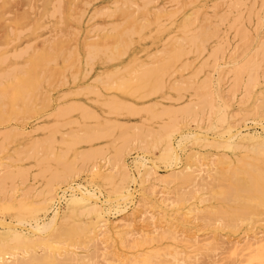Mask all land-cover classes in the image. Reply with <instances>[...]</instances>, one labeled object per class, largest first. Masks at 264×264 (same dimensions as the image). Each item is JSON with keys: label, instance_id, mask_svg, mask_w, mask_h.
I'll use <instances>...</instances> for the list:
<instances>
[{"label": "rangeland", "instance_id": "obj_1", "mask_svg": "<svg viewBox=\"0 0 264 264\" xmlns=\"http://www.w3.org/2000/svg\"><path fill=\"white\" fill-rule=\"evenodd\" d=\"M5 1L6 0H0V50L2 51V52L1 51L0 52L3 55L6 53L4 56L5 58L3 57L2 54L0 55V57H2V59L0 58L1 62H4V63H0V69L1 70H2V68L4 69V70H2V72L0 70V89H1L0 92L2 94L3 93L7 94V95H3V97L6 96V98H8V100H6L5 97L0 98V108H1L0 109V111H1L0 112L1 113L0 114V118H1L0 119V121H1L0 122V133H1L0 134V177L2 180V183L0 182L1 183V187H0V222L17 223L18 221H20L19 218L17 219V217H16V210L13 208V206L21 204V202H22L26 205L27 210H26V212H24L25 216L23 218H21V222L24 221V224L18 225V229L23 230L22 232L24 233V235L32 236L33 233L30 231L29 223H33V218L36 217V219L38 220L39 223L46 222V221H48L49 217L53 214V212L55 210H58V212L62 218L64 216L68 206L70 205L69 202H70L71 196L74 195L76 197H79V196H81V194H80L81 190L85 191V189H88L89 191L94 192L98 196L97 197L98 198L97 204L102 209L101 217H97V215H95V214H88L89 215V217H88V215L84 212L85 214L82 213V214L78 215L79 217L78 216L76 217L78 221L76 220V218L74 221L72 220V223H74V222H75V224L80 223V224H76V225H79L81 228V229L79 228L78 231L83 230L82 231L83 233H81V232H80V234L77 233L78 237L76 238V241H74L75 242L74 246H70V247H72V248L74 247V248L73 249L70 248V250H69V251L74 252L75 248L77 249V247L79 246L78 247L79 250L77 249L74 252L75 254H77L79 252L77 255L78 258H81V257H79L80 254L83 257V256H85L86 253H89V254H86V256H85L86 258L83 259L84 262L86 260H89V261L91 260V262H92V261L96 260V258L100 262H104V259L111 261L112 258H114V259L119 258L122 261V264H129V262L127 260L133 254L135 255L136 252L138 253V251H139V253L148 251L151 253L153 252L155 254H158L159 258L161 257V258L166 259V260L169 259L170 261H175L177 264H239V263L240 264H250L248 261L245 260V257L240 255L242 253H238V255H239L238 256L237 252H234V251L232 252L231 243H233V242L235 243V241L237 239L238 241H236V242L242 244L244 238H248V240H250V239L252 240V238H259V239L263 238L264 239V221H255L256 223L255 222H253V223L239 222L237 224L238 226L236 225L237 227L236 226H233V227L230 226V228H228L229 226H226L228 223L225 222L224 220L220 221V220H217L215 216L207 215L206 209L207 208L209 209V207L211 208V207L216 206V201L213 200L212 198L208 197L209 194L207 193L208 192L207 189L205 190L206 187L201 186V183L199 185V182H204L207 178L205 175H206V171H207V166L209 164L208 156L210 157V155H212L210 158L215 159V160H218V159L223 158V157H227L229 161H234V160H236L237 157H241L244 154L245 147H249L253 144V141H249V139H248L247 141L244 142L245 146L243 145L244 146L243 149H242V146L240 148L238 147V148H231L230 149L229 147L227 148V147L222 146V145L217 146L215 144L211 145V144L207 143V141L211 142L213 140L212 138H215V137L219 138V139L223 138V137H227L228 132H223V130H225V128L227 127L228 124L230 126L232 125V132L240 130L241 134H247V135L254 136V140H257L254 143L258 142V140L264 141V130L261 128V126L264 125V112H263L264 111V102H261L262 99L264 98V96H263L264 95V82H263L264 81V78H263L264 77V69H263L264 68V64H263L264 62H263V60H259V59H262V55L264 54V50H261L262 47L264 46V40H263L264 39V0H257V2H256V0H254V1L253 0H225V1L224 0H195V1L194 0H191V1L190 0H151V1L150 0H130V1L129 0H55V1L54 0H50V1L49 0H43V1L39 0L40 2L38 0H14V1L11 0L13 3L10 2V0L9 1L7 0L8 3ZM32 1H35V2H32ZM53 1H54V5H52ZM56 1H57V3H55ZM58 1H60V2H58ZM188 1L190 2V4ZM233 1H234V3H233ZM4 2L7 3L8 6ZM36 2H38V3H36ZM183 2L185 4V6H183L184 5ZM192 3H194V4H192ZM218 3H220V4L218 5ZM228 3H229V6H227ZM230 3L232 5H230ZM54 6H55V8L53 9ZM58 6L59 7L63 6V7L59 9ZM125 6L127 7V9L125 8ZM207 6L208 7L211 6V8L214 6L213 7L214 9L213 8L211 9L210 7L208 9ZM217 6H219V7H217ZM231 6H232V8H231ZM233 6H237V9ZM254 6H255V9L253 8ZM2 7H4V8H2ZM40 7H41V9H40ZM56 7H58V8H56ZM140 7H142V8L140 9ZM245 7H246V10L248 12L245 10ZM30 8L32 10H30ZM79 8H80V10H79ZM197 8H199V9H197ZM233 8H235L236 11ZM238 8H239V10H238ZM257 8H258V10H256ZM21 9L23 12H21ZM115 9H117V10H115ZM222 9H223V12H225L224 16L222 15L224 13L220 12V11H222ZM60 10H61V12H60ZM112 10H114V11H112ZM58 11H59V14L60 15L62 14L63 16H59V14H57ZM99 11H102V12H99ZM110 11H112V12H110ZM130 11L131 12L133 11V13H129ZM25 12H27V13H25ZM46 12H47V14H46ZM122 12H123V14H122ZM134 12H135V14H134ZM142 12H143V14H142ZM229 12H230V16H229ZM236 12H240L239 13L240 15ZM52 13H55V14H52ZM100 13H101V16L98 15ZM113 13H115V14H113ZM138 13H139V15H138ZM199 13H200V16H199ZM206 13L208 14V16H205ZM210 13H212V14H210ZM232 13L233 14L236 13V15H233ZM249 13H250V15H248ZM27 14H28V16H27ZM102 14H103V17H102ZM132 14H133V16L129 17ZM203 14H204V16H202ZM216 14H218V15L216 16ZM45 15H47V17ZM137 15L140 17H138ZM193 15L195 17H193ZM232 15H233V17H232ZM23 16L26 19L22 18ZM120 16L123 18H121ZM1 17H2V19H1ZM115 17H116V19H115ZM202 17H205L204 20ZM211 17H214V18H211ZM29 18H31V19H29ZM120 18L122 21L120 20ZM140 18H142V20ZM215 18L217 21L214 20ZM218 18H220V19H218ZM238 18H239V20H238L239 22L236 21ZM246 18H248V19L250 18L249 20L251 21V23L249 22V25H248L249 27L247 26L248 23H247ZM10 19H12V20H10ZM18 19L21 22H16V21H18ZM41 19H43V20L40 21ZM47 19L50 21H48ZM77 19H79V20H77ZM126 19H128V20H126ZM131 19H133V20H131ZM240 19H242V20H240ZM68 20H69V22H68ZM129 20H131V23H129ZM140 20L143 22V25H144V26L141 25L142 28L140 27V24H142V22ZM219 20L221 21L220 24H219ZM4 21H7V23ZM10 21H12V22H10ZM32 21H34V22H32ZM36 21L38 22L37 24H36ZM51 21H53V22H51ZM136 21L137 22L139 21V22L137 23ZM158 21H159V23H158ZM168 21H169V23H168ZM224 21H225V23H224ZM232 21H234V22L236 21L237 23L235 24ZM240 21L242 22V24L240 23ZM23 22H24V24H23ZM108 22H110V23H108ZM111 22H112V24H111ZM134 22H135L136 26L134 25ZM217 22H218V26H217ZM231 22L234 24L235 28H234V26L233 27L230 26V25H232ZM16 23H18L21 26H18V24H16ZM45 23H47V24H45ZM150 23H151V25H150ZM184 23L187 24L185 29L182 28V26H183L182 24H184ZM205 23H208L207 24L208 26L205 25ZM239 23L241 26L239 25ZM221 24L224 26H222ZM243 24H245V25H243ZM70 25H71V27H70ZM113 25H115L116 27ZM118 25H120V26H118ZM137 25H138V28H137ZM28 26H30V27H28ZM32 26L34 28H32ZM40 26H42L43 28ZM124 26H126V29H124V31H123L122 28H125ZM128 26H130L131 28H127ZM132 26H134V27H132ZM161 26H162V28H161ZM227 26H230V28H229L230 30L227 28ZM242 26H244L246 30L248 29L247 32L245 31L246 34L244 32L245 29ZM52 27H54V28H52ZM236 27H237V31L240 29V27H242L241 32H243V35L246 37L245 38L246 40L248 38L249 42L242 40V37H243V36H241L242 33H240V31L237 32ZM70 28H71V30H70ZM104 28H105V30H104ZM113 28H114V31L111 30ZM17 29H18V32L16 31ZM22 29L24 30V32H21V31H23ZM25 29H27V30H25ZM50 29H51V31H50ZM74 29L76 30V32ZM131 29L132 30L134 29V30L132 31ZM137 29H138V31H137ZM149 29H150V31H149ZM210 29L212 30V32L210 31ZM11 30H13V31H11ZM19 30L23 34H21L19 32ZM102 30L104 33L102 32ZM109 30H110V32L108 34L107 32ZM228 30H229V33H228ZM34 31H35V33H34ZM55 31H57V32L55 33ZM120 31L123 34L121 33V35H120L118 33ZM142 31H144V32H142ZM208 31H209V33H208ZM215 31H217L216 32L217 36L215 34ZM130 32L132 33L131 35H130ZM7 33L9 34L8 36L10 37L11 40L8 38V36H6ZM10 33H12V34H10ZM17 33H20V34L18 35ZM114 33H116V34H114ZM163 33H165V34H163ZM239 33L241 34L240 35L241 38L239 36ZM99 34H101L102 36ZM227 34H228V36H227ZM248 34L249 35L252 34V35L249 36ZM20 35H22L23 37ZM117 35H118V38H117ZM125 35H127V36H125ZM191 35H197V36L199 35L201 47L197 46V45H200V43L198 42L199 40H197L195 42L190 40ZM27 36H29V37H27ZM31 36H34V37H31ZM45 36H47V37L50 36V37H48V39H47V37H45ZM65 36H67V37H65ZM86 36H87V38H86ZM103 36L105 38L107 36V38L104 39ZM201 36L205 37V38L203 39ZM1 37L3 38V40ZM110 37H112V38H110ZM166 37H168V38H166ZM206 37L207 38L209 37V38L207 39ZM235 37H236V39H235ZM6 38H7V41L9 40L8 41L9 43H7ZM22 38H23V40H22ZM43 38L45 39V42H44ZM98 38H99V40H98ZM129 38H131V40ZM172 38H173V40H172ZM223 38H225V39H223ZM227 38H228V40H226ZM13 39H14V41H13ZM27 39H28V41H26ZM72 39H75V40H72ZM115 39H116L117 43L115 42ZM122 39L124 42L121 41ZM97 40H98L100 46H99L98 42H97L98 46L96 45ZM101 40H102V42H101ZM106 40H108V41H106ZM163 40H164V43H163ZM165 40H166V42H165ZM204 40L205 41L207 40V41L205 42ZM238 40H240V42ZM12 41H13V43H12ZM224 41L229 42V45L225 44ZM28 42L33 43L32 45L30 44V48H32L34 50L30 49L27 46V45H29ZM41 42H44V44L42 45ZM70 42H71V45H70ZM103 42H105V43H103ZM203 42H204V44H203ZM244 42L246 44L248 43V45H246V47L244 45ZM50 43H51V45H50ZM57 43H58V45H56ZM90 43H92V45ZM107 43H109V44H107ZM220 43L222 45H220ZM223 43H224V45H223ZM261 43H263L262 47H261ZM4 44H8V45H4ZM24 44H25V46H24ZM89 44H90V46H89ZM93 44H95V47L97 46L99 48H94L93 49L95 52L94 56H91L88 59V56H86L87 55V47L88 48L90 47V49H91V46H94ZM102 44L104 46H102ZM162 44H163V46H162ZM191 44H192V47H191ZM207 44H208V46H207ZM11 45H12V48H11ZM34 45H35V48H34ZM106 45H108V46H106ZM114 45H116L115 47H117L118 45L119 46L117 48H114L113 47ZM218 45H219V47H218ZM225 45H227L228 48ZM242 45H244V46H242ZM26 46L29 48V50H28V48H26ZM48 46H50V47H48ZM74 46H76L77 48ZM223 46H225V48H222ZM41 47L42 48L44 47V48L42 49ZM51 47H53V48H51ZM259 47H260V49H259ZM13 48H14V50H13ZM22 48L24 49V51ZM47 48H49V49H47ZM256 48H258L261 52L259 50H256ZM4 49H6L5 50L6 52L3 53ZM10 49H11V51H15V52L14 53L10 52L9 51ZM18 49L22 50L23 52L18 50ZM50 49L51 50L53 49V50L50 51ZM196 49H197V51H196ZM223 49H225V51H223ZM40 50H41V52H40ZM68 50H70V51L72 50V51L70 52ZM164 50H165V52H164ZM169 50H171V51L169 52ZM255 50H256V53L253 52ZM19 51L22 53H20ZM166 51H168L167 52L168 55H167ZM257 51H258V54H257ZM25 52H27V53H25ZM32 52H33V54H32ZM58 52H60V53H58ZM68 52H70V53H68ZM214 52H216V53H214ZM9 53L10 54L13 53L12 54L13 56H10ZM34 53L35 54L37 53V54L34 55ZM96 53H98V54H96ZM7 54H9V55H7ZM14 54H16V55H14ZM24 54H27L29 57L27 55L23 57L22 55H24ZM38 54L40 57L38 56ZM48 54H49V56H50V54L55 55V56L49 57ZM60 54H62V56ZM95 54L99 55L100 57L96 56ZM171 54H172V56H171ZM254 54L255 55L257 54L256 55L257 61L253 60V61H255L256 65L254 64V67H256V68L252 67L251 68L252 70L247 69L246 72L244 73V71L246 69V67H243L244 64H245V66H247L246 64H249L248 59H250V61H252V59H255V58L251 57L252 55H253V57H255ZM45 55H46L47 60L44 58ZM164 55L166 56L167 60H168V58L172 57V60L175 62V66L172 67L171 64L173 63V61L172 60L166 61V58ZM169 55H170V57H168ZM32 56H35V57H32ZM36 56H37V58H36ZM58 56H59V58H58ZM200 56H201V58H200ZM13 57H14L15 61L12 60ZM78 57L81 59V62H80V59ZM197 57H198L199 61L197 60ZM257 57H258V59H257ZM3 58L6 60H4ZM9 58H10V60H9ZM22 58H23V61H22ZM53 58H56L58 61L55 59H54L55 61L54 60L52 61ZM93 58L96 60H94ZM141 58H143V59H141ZM194 58H196V59H194ZM17 59H19V60L17 61ZM36 59H38V60H36ZM42 59L44 60V63H43ZM64 59H66L67 61ZM84 59H85V61H84ZM192 59H193V61H192ZM212 59H214V60H212ZM8 60H9V62H8ZM48 60L51 63L48 62ZM112 60H114V61H112ZM181 60L184 63H182ZM246 60H247V63H246ZM20 61H21V63H19ZM25 61H26V63L27 62L28 63L26 64ZM31 61H32V63H31ZM200 61H202L201 64H200ZM260 61H262V62H260ZM84 62H87V63H84ZM88 62L90 64H88ZM180 62H181V65H180ZM189 62H192L191 63L192 66H189ZM258 62L262 64L261 66L263 68L261 66H259L260 64ZM24 63L26 65V67L24 66ZM29 63H31V64H29ZM36 63L38 66L36 65ZM202 63H203V65H202ZM14 64L16 65L15 67H14ZM1 65H3V66H1ZM10 65H12V66H10ZM40 65L42 66V67H40L41 69L38 68ZM47 65H49V66H47ZM69 65L71 67L67 68V66H69ZM27 66H30L31 70ZM178 66H180L179 69H181V71L183 70L185 73L180 72V70H178ZM257 66H258V68H257ZM22 67H23V69L25 68L24 69L25 72L22 69V70H20V72L22 71V73H20L19 68L21 69ZM48 67H49V69H48ZM11 68L14 69L16 73H11L13 71ZM16 68H18V69H16ZM32 68H33V71H32ZM42 68H43L44 72L42 71ZM146 68H148V69H159V72L156 76H149L147 78V80H145V81H139L142 71L146 70ZM238 68H239V70H238ZM6 70H8V71H6ZM10 70H12V71H10ZM34 70L36 71L35 72L36 74L34 73ZM194 70H196V71L194 72ZM199 70L201 71L200 73H202V74H199ZM27 71H28V73H26ZM52 71H54V72H52ZM79 71H80V73H78ZM177 71L180 72V74L182 76ZM249 71H250V73H249ZM18 72H19V75H21V77H23L24 73H25V76L23 77V80H22L24 83L21 80L16 79L17 77L20 79ZM45 72H47V75L45 74ZM69 72H71L72 74ZM76 72L78 73V75ZM56 73H57V75H56ZM175 73L177 74V76ZM190 73L192 75H189ZM234 73H235V76L233 75ZM1 74H3V75H1ZM42 74H43V76H42ZM44 74H45V76H44ZM61 74H63V76H65V77H63ZM250 74L252 77L250 76ZM261 74H263V75L261 76ZM29 75H30V77H29ZM35 75L40 76V77H38V79L40 78L39 79L40 81L37 79V76H35ZM60 75L62 78L60 77ZM82 75H83V77H82ZM122 75H123V77H122ZM130 75L131 76L133 75L134 77L133 76L131 77ZM205 75H206V77H205ZM210 75H213V76H211L212 78H210ZM14 76H16V77L14 78ZM31 76H33V77H31ZM26 77H28V78H26ZM45 77L46 78L50 77V79H52V80L46 79ZM53 77L55 78V82H54ZM59 77L61 80L59 79ZM66 77L68 78L67 80H66ZM95 77H96V79H95ZM185 77L189 78V79H187L189 81L185 80L186 79ZM249 77H251L252 80ZM24 78H26V79H24ZM29 78H30V80H29ZM33 78H35V80ZM76 78H77V80H75V82H74L73 79H76ZM102 78H104V79H102ZM179 78H181L182 80ZM42 79H46V80L42 81ZM133 79H135V80H133ZM162 79H163V81H162ZM171 79L172 80L175 79L176 81L175 80L172 81ZM177 79L179 80V82H177ZM191 79L194 80L193 83L191 82L192 81ZM202 79L204 81H202ZM232 79H234L235 82ZM27 80H29V82ZM31 80H32V83H31ZM95 80L98 82H96ZM239 80H241V81H239ZM52 81L54 82V84H52L53 83ZM66 81L68 82V84ZM91 81H92V83H91ZM113 81H114V83L116 82L115 84H117V83L118 84L115 85L113 83ZM184 81H186V84ZM256 81H258V82H256ZM38 82H41V83H38ZM65 82H66V84H65ZM176 82L178 84H176ZM181 82L182 83L184 82V83L182 84ZM187 82L188 83L191 82L192 84L189 85L190 84L189 83L187 85ZM15 83H17L19 85L21 84V89L23 88L22 89L23 92L21 90V93L23 94V95L21 94V98H23V99L26 98L27 101H26V99L25 100L17 99V101L19 100L18 102L15 100V102H17V104L13 100L10 101L11 98H9V97H12L11 94L14 90L13 88L17 86V84H15ZM29 83L32 84L31 87H28V85H30ZM33 83H36V84H34V86H33ZM201 83L204 84L202 87H201V85H202ZM205 83L211 84V85L206 86L207 84H205ZM255 83H256V85H255ZM8 84L9 85L11 84L10 85L11 88L9 87ZM23 84L27 85V86H24ZM39 84L40 85L42 84V86L40 87ZM250 84H253V85H250ZM1 85H3V88L1 87ZM38 85H39V89H37ZM5 86H7V87H5ZM197 86H199L201 88H199ZM26 87H28L29 89ZM35 87L37 90L35 89ZM90 87H92V88H90ZM160 87H161V89H160ZM175 87H177V88H175ZM194 87H196V89H198V91H195L196 89H194ZM210 87H211V89H210ZM116 88H118V89H116ZM181 88L184 89L183 92L181 91L182 90ZM33 89H35V91ZM44 89H46V90H44ZM135 89H136V91H135ZM163 89H165V90H163ZM175 89H176V91H175ZM177 89H178V94H177ZM192 89H194V90H192ZM2 90H5L6 93H5V91H2ZM85 90H87L88 92ZM115 90L116 91L119 90V91L116 92ZM170 90H171V92H169ZM25 91H27V94ZM30 91H31V93H30ZM45 91H47V92H45ZM160 91H161V93H160ZM24 92H25V94H24ZM77 92H78V94H77ZM130 92H132V93H130ZM142 92H144V93H142ZM206 92L211 93V96H209L210 94H208ZM34 93H35V95H34ZM39 93H41V95ZM45 93H47V94H45ZM188 93H189V95H188ZM198 93L200 96L198 95ZM87 94L89 97L87 96ZM167 94H169V95H167ZM243 94H245V95L243 96ZM8 95H10V96L8 97ZM29 95H30V97H29ZM32 95L34 97H32ZM37 95L40 96V98ZM180 95H181V97H180ZM204 95H207V96H204ZM261 96H262V99H261ZM31 97H32V99H31ZM49 97H50V99H48ZM169 97H170V99L171 98L172 99L170 100ZM176 97H178V98H176ZM206 97H208V98H206ZM2 98L4 99L3 100L4 102L2 101ZM164 98H167L168 100L167 99L164 100ZM197 98H200V99L204 98L203 100H205V101L201 100V101H203V102H201L198 99L200 101L199 102V101H197ZM36 99L37 100L42 99L41 100L42 102L40 100L37 101ZM45 99H47L48 101L46 100V102H45ZM178 99H179V101H178ZM88 100H90V101H88ZM116 100L118 102H116ZM176 100L178 102H175ZM212 100H213V102H212ZM9 101H10V103H9ZM23 101H24V103H23ZM72 101H74V102H72ZM78 101L80 103H78ZM189 101L192 103V105ZM5 102H7V103H5ZM11 102H13L15 105L12 103V106H11ZM33 102H35V103L33 104ZM68 102H70L71 104L70 103L67 104ZM75 102H76V104H75ZM110 102H116L117 105L120 106V108L113 110V108H111L109 106ZM131 102H133V103L131 104ZM152 102H154V103H152ZM186 102L189 104H187ZM210 102H211V104L214 103V105L212 104L213 105L212 106L210 104ZM25 103L27 104L28 107L25 105ZM29 103L33 106L29 105ZM156 103H157V105H156ZM201 103H202V105H201ZM18 104H20V105L18 106ZM79 104H81V105H79ZM143 104H145V105H143ZM148 104H150L149 107H148ZM197 104H199V105H197ZM256 104L258 105L257 112H255L253 110V107H255L254 105H256ZM67 105H68V107H67ZM164 105H166V107L168 109H166ZM180 105H182V106L179 107ZM5 106H8V107H5ZM24 106H25V108H24ZM42 106L44 108H42ZM72 106H74V107H72ZM77 106H78V108H80V107L81 108L78 109ZM140 106H141V108H140ZM193 106H195V107L197 106V109ZM211 106L213 107L212 110H210ZM21 107H22L23 112H21V110H20ZM31 107H33V108H31ZM62 107H64V108H62ZM152 107H153V109H152ZM175 107L177 109L179 108L178 111L176 110ZM193 108H194V110H193ZM27 109H29V111H27ZM33 109H36V110H33ZM65 109L66 110L69 109V111L67 110L68 113H66ZM183 109H186L187 111L184 110V113L182 115V113H180V110H183ZM6 110H7V113H6ZM175 110L178 112L176 114L177 118H180L181 115H182L181 116L182 118L184 117L183 120L177 119L176 122L180 123V125H179V123L177 124V128H179V129L176 132H174L171 136L172 143L175 146L176 151L178 150L177 154L180 158V161H178L179 159L177 161H175V159H171V158H169V159L161 158L163 143H158L157 146L155 145V147L149 146V149L147 151L142 149L140 146L141 144L139 143V139L142 140V139H144V137H145V139L142 141H149V140L151 141L152 138H154V136H158V135H160V133H161V135H162V133H165V131L162 130L161 127L169 122V120H170L169 117H171V116H168L169 112L175 111ZM213 110H214V112H213ZM56 111H60V113L56 112ZM84 111H85L86 115L84 114ZM26 112H28V114ZM53 112H54V114H53ZM189 112H190V114H189ZM194 112H196V113L194 114ZM4 113H5V115H4ZM17 113H19L18 114L19 117L17 116ZM29 113H30V115H29ZM93 113H95V115ZM107 113H109V114H107ZM11 114H13V115L11 116ZM164 114H165V116H164ZM166 114H167V116H166ZM196 114H197V116H196ZM15 115H16V118H14ZM50 115H51V117H50ZM64 115H65V117H64ZM66 115H68V116H66ZM61 116H63V117H61ZM91 116H92V118H91ZM220 116H223L226 120H224L223 122H219L218 119ZM10 117L12 120L10 119ZM24 117H26V118H24ZM55 117L58 120H56ZM166 117H168V119ZM17 118L19 120L20 119L21 120L19 121ZM192 118H194V119H192ZM8 119H10V120L8 121ZM67 119H68V121H67ZM88 119H89V121H88ZM2 120L6 121V122H3ZM24 120H26V121H24ZM113 120H115V121H113ZM69 121H71V122H69ZM20 122L22 124H20ZM52 122H53V124H52ZM63 122H64V124H63ZM163 122H164V124H163ZM66 123H70V124L65 125ZM85 124H86V126H85ZM39 126H41L42 129ZM125 127H127V129ZM89 130H92V131L98 130V131H100V133L98 136H95V138L93 137L91 139H86L85 136H82V135H85L86 134L85 131L87 132ZM124 131H129V133L127 132L129 134V135L127 134L128 136H126V132H125V134H124V136H126L125 138H123V132ZM102 132H103V134H102ZM196 133H200V135L204 134L206 136L203 137L201 135L202 138H199V140H193L194 138L191 139L189 137L190 135H193ZM138 134L141 137L138 136ZM78 135H79V137L80 136L81 137L78 138ZM138 137H139V139H138ZM248 137H250V136H248ZM121 138H122V140H121ZM130 138H132L133 141L135 138L134 144H132L133 143L132 140L130 142L128 141V139L130 140ZM136 138L138 140H136ZM124 139L127 140L128 142H125V144L123 145L124 142L121 143V141H123ZM147 139H149V140H147ZM189 139H191V141ZM203 139H205V142L203 141ZM46 140L49 144L46 142ZM88 140H90L91 142L90 141L87 142ZM236 140H237V138H236ZM84 141H86L87 144H85L86 142H84ZM66 142H67V144H66ZM114 142L115 143L119 142L118 144L121 143L120 145H123V146L115 144ZM50 143H52V144H50ZM78 143H79V145H78ZM128 143L130 145L129 147H128ZM40 145H41L42 149H40ZM48 146H49V148H48ZM111 146L112 147L114 146V148H112ZM120 147L121 148L122 147H124V148L128 147L125 150L123 156H124L125 163L128 166L130 175H132L135 179L134 180H132L130 178L126 179L124 184H123V186H124L123 189L125 191H122V192L127 193V191H129L131 193L130 199L129 198L128 199L123 198V199H119L118 202L117 201H111L110 202L109 201L110 197H111V199H113L115 197V195L113 193L109 192L111 190V188L109 186H105L103 183L104 181L102 179H100L98 177L93 178V174L89 170L91 161H89L87 163H85V162L82 163V161L79 159V154L87 152V150L89 151L91 149V151H94V152H100L101 151L100 153H103L105 156H110V153L113 154ZM98 148L100 150H98ZM50 149H51V152L49 151ZM114 149H115V151H114ZM152 149H154V150H152ZM36 150H38V151H36ZM76 150H78V151L75 152ZM39 151L41 154L39 153ZM113 155H111V156H113ZM75 156H77V158ZM61 157H63L64 160L61 159ZM72 157H73V160H72ZM140 157H142L143 160H141ZM196 158H198V160L201 161L200 163H204V161H205L206 162L205 164H207V165H203L204 167L201 166V168L198 165L199 166L198 167L197 166L198 162H197ZM65 159H67V160H65ZM98 159H97V161H100ZM193 159H195V160H193ZM58 160H60V161H58ZM68 160L70 161V163L72 161L73 162L70 164L68 162ZM202 160H204V161L202 162ZM36 161H37V163H36ZM53 161H55V162H53ZM138 161L144 162V166L140 165V163ZM61 162L62 163L66 162V164L69 163L68 164L69 169H65L66 172H65V170L62 171L63 166L61 165ZM75 162H77V163H75ZM189 162L193 164L192 168L197 167L200 170L199 172L204 171L205 173L204 172L200 173V175H198V177L199 176L200 177L195 178V180L197 179L196 180L197 182L194 181L190 185H185V184L179 185L177 182H175L176 184L174 182H172L171 181L172 178L169 176L171 169L175 168L173 170H179V168H181L183 164L189 163ZM102 163L100 161L99 164L102 165ZM48 168L49 169L51 168V169L49 170ZM56 168H57V170L62 171L63 174L67 173V175L70 172H73L74 169L76 170L74 172L77 173V176L75 177V180L72 182V185H71L73 188L68 187L69 185H67L64 182H59V183H58V181L54 182L55 184H54L53 192L54 193L56 192L57 195L56 196L54 195V197L51 200H48L47 202L43 203L41 201L43 199L47 198V195L45 193H41V191H43L46 188L44 186L47 183L46 178L48 176L50 177L49 173L55 171ZM203 168H204V170H202ZM149 169H151L152 173L150 175H147V174L143 175V173L148 171ZM44 171H45V173H44ZM139 171L142 174L141 176L139 175ZM41 172H42V174H40ZM35 173L38 177L35 175ZM120 173H122V172L117 171V173L113 174L115 182H117L118 180L120 181L123 178L122 174H120ZM12 174H14V175H12ZM5 175H11L12 177L9 178L10 179L9 180L8 178H6ZM144 176H147V178H146L147 181H144L143 183H141L142 178ZM39 177L42 178V180ZM49 177H48V179H49ZM200 178L203 180H200ZM169 179H170V181H169ZM168 183H170V184H168ZM6 184H7V186H6ZM96 184L97 185L99 184V185L97 186ZM151 186L152 187L154 186L153 190L155 189L154 192H156V193H154L153 196L150 195L152 198H150V196H148L150 199H153V201L148 199V201H149L148 205H152L154 207L153 208L151 206L152 208L150 207L148 209L149 211H151L150 214L153 213V215H154V218H152V219L149 218V220L151 221L149 223L148 222L149 221L148 220L149 214H146L148 216L145 215V218H146L145 219L146 222H145L143 220L144 215L141 214V216H140L138 214V212L135 214L134 210L136 208L135 202L136 203L138 202L139 198L142 196V193L144 196H146L148 194V192H150L148 190H152ZM106 188H108V189H106ZM126 189H128V190H126ZM158 191H160V193H158ZM146 192H147V194H146ZM177 193H179L180 195ZM181 193H183L184 195H182ZM157 194L160 196L158 197ZM178 195L179 196L182 195V198L184 200L181 199L180 202H178V200H179ZM191 195L193 197H191ZM165 196H167V197H165ZM161 197L162 198L164 197L163 198L165 201L163 203L164 205H162V203H160V202H159L160 204L158 203V201H159L158 199L160 198V200H161ZM207 197L210 199H208ZM165 199H167V201ZM83 200H87V202L89 201V203H95L96 202L95 200L88 199V197H85ZM168 200H170V201H168ZM11 203H13V204H11ZM182 203H183V205H182ZM157 204H158V206H157ZM5 205L7 207H5ZM165 205H166V207H165ZM156 207H158V208L155 209ZM77 208L80 210L81 207L79 206ZM159 210H160V212H159ZM156 212H157V214H156ZM138 217H139V219H138ZM141 217H143V218H141ZM92 219L93 220L95 219V220L93 221ZM141 219L144 221V223ZM156 219L157 220L160 219L161 222L164 223V228H166V225L172 226V224H173L172 227L176 226V229L178 231V236H181L182 238H186V239L191 238V240L193 242L196 241L195 245L193 247L189 248L186 245H184V243L181 244L179 242H175L171 238H167L165 240L163 239V240L153 242L154 244L152 243V246H150V247H148V246H141L139 248L137 247V248H135L137 251L134 248L132 249L128 244V242H130L132 237L134 236V235L132 236V234L136 233L137 234V235L135 234V237H136V236H140V235H138V234H140V231L142 232V231H146V230L148 231V229L150 230L153 226V224H151V223L157 221ZM90 220H91V225H90ZM98 220H100V222L102 220L104 223H106V226L109 227L108 228L109 231L107 232L108 234H105L103 232L105 234V236L103 234L104 238L102 237V239H104L106 242H104L102 244H100V242H99L98 243L99 245L97 244L94 247L92 245L94 243L90 242V239H89L91 237L92 232L87 233L86 231H87V228L89 229V228L93 227V225H95V226L98 225L100 223ZM127 220L131 221V223L128 222ZM160 220H159V223H161ZM60 221H61V219L59 220V222ZM88 222H89V224H88ZM92 222H94V223H92ZM122 222H124V223H122ZM125 222H126L127 226L125 225ZM166 222H168V224H166ZM86 223H87V225H86ZM128 223H130V224H128ZM136 223H138V224H136ZM159 223L155 222V225H157V227H159L158 230H161L160 228L163 227V225H162L163 223L162 224H159ZM245 223H247V224H245ZM110 224H112L111 225L112 227L110 226ZM118 224L120 226H118ZM121 224H123L122 225L123 227L121 226ZM31 225H33V224H31ZM135 225L136 226L138 225V227L140 226L139 229ZM113 226H114V228H113ZM144 226H145L146 230L143 228ZM120 227H122V228L125 227L127 229H122ZM132 227L134 229H132ZM115 228H116V230H115ZM119 228L121 229V231ZM232 228H234V229H232ZM137 229L139 230V233H138ZM118 230L120 232L129 231V235L126 234V238H127L126 241L127 242H125V241H123V243L120 242V240L118 238L119 237L118 234H115L116 232H118ZM130 230H131V232H130ZM94 231H96V230H94ZM0 233H1L0 234L1 240L5 239L7 237L6 236L8 233L7 229L4 228L1 224H0ZM114 234H115V236H113ZM46 235H48L47 230H41L40 231V235H39L40 238H44ZM185 235H188V236H185ZM32 237L35 238V236H32ZM105 237H108V238L106 239ZM114 237H116V238H114ZM181 237H179V239ZM79 239L81 241H79ZM43 240H46V239H39L38 243H36V244L42 243ZM171 241H173V242H171ZM61 246H63V245H61ZM82 247H83V249H82ZM89 247H91V248H89ZM197 247H199V248L197 249ZM87 248H88V250H87ZM98 248H99V250H98ZM31 250L36 251L35 253H37V254H41L43 252L40 248L38 249V246H36V247L33 246ZM98 251H99V253H97ZM102 253H103V255H101ZM90 254L94 258L89 257ZM94 255L97 257L95 258ZM23 256H26V255H23ZM92 259H94V260H92ZM240 261L241 262L244 261V262L241 263ZM35 263H36L35 261L34 262L32 261V263L30 262L29 264H35Z\"/></svg>", "mask_w": 264, "mask_h": 264}, {"label": "bare ground", "instance_id": "obj_2", "mask_svg": "<svg viewBox=\"0 0 264 264\" xmlns=\"http://www.w3.org/2000/svg\"><path fill=\"white\" fill-rule=\"evenodd\" d=\"M9 1V0H8ZM8 1L6 0L5 2H7L8 3ZM14 1V0H13ZM39 1V0H38ZM43 1V0H42ZM41 1V2H42ZM50 1V0H49ZM55 1V0H54ZM54 1H53V4L52 5H54ZM130 1V0H129ZM151 1V0H150ZM191 1V0H190ZM195 1V0H194ZM225 1V0H224ZM254 1V0H253ZM4 2V3H5ZM10 2H12L11 0H10ZM32 2H35V1H32ZM40 2V1H39ZM58 2H60V1H58ZM118 2V1H117ZM178 2V1H177ZM189 2V1H188ZM223 2V1H222ZM239 2V1H238ZM256 2H257V0H256ZM255 2V3H256ZM7 3H5L6 5H7ZM13 3V2H12ZM36 3H38V2H36ZM55 3H57V1L55 2ZM85 3V2H84ZM187 3V2H186ZM195 3V2H194ZM194 3H192V4H194ZM233 3H234V1H233ZM262 3V2H261ZM260 3V4H261ZM3 4V3H2ZM4 4V5H5ZM63 4V3H62ZM61 4V5H62ZM83 4V3H82ZM87 4V3H86ZM129 4V3H128ZM138 4V3H137ZM149 4V3H148ZM183 4H184V2H183ZM189 4H190V2H189ZM217 4V3H216ZM220 3H218V5H219ZM226 4V3H225ZM10 5V4H9ZM41 5V4H40ZM51 5V6H52ZM188 5V4H187ZM230 5H232L231 3H230ZM236 5V4H235ZM250 5V4H249ZM253 5V4H252ZM255 5V4H254ZM8 6V5H7ZM11 6V5H10ZM20 6V5H19ZM114 6V5H113ZM137 6V5H136ZM167 6V5H166ZM183 6H185V4L183 5ZM221 6V5H220ZM227 6H229V3H228V5ZM257 6V5H256ZM37 7V6H36ZM59 7V6H58ZM58 7H56V8H58ZM63 6H60L59 7V9L60 8H62ZM112 7V6H111ZM174 7V6H173ZM208 7V6H207ZM210 8H211V6H209ZM209 7H208V9H209ZM214 7V6H213ZM212 7V8H213ZM217 7H219V6H217ZM216 7V8H217ZM233 7H235L236 9H237V6H233ZM239 7V6H238ZM2 8H4V7H2ZM9 8V7H8ZM25 8V7H24ZM32 8V7H31ZM30 8V10H32ZM55 8V6L53 7V9ZM120 8V7H119ZM125 8L127 9V7L125 6ZM139 8V7H138ZM137 8V9H138ZM142 7H140V9H141ZM164 8V7H163ZM187 8V7H186ZM203 8V7H202ZM201 8V9H202ZM211 8V9H212ZM228 8V7H227ZM231 8H232V6H231ZM235 8H233L235 11H236V9ZM249 8V7H248ZM254 9H255V6L253 7ZM40 9H41V7H40ZM114 9V8H113ZM129 9V8H128ZM169 9V8H168ZM197 9H199V8H197ZM196 9V10H197ZM214 9V8H213ZM221 9V8H220ZM219 9V10H220ZM229 9V8H228ZM13 10V9H12ZM24 10V9H23ZM56 10V9H55ZM62 10V9H61ZM61 10H60V12H61ZM79 10H80V8H79ZM106 10V9H105ZM111 10V9H110ZM115 10H117V9H115ZM119 10V9H118ZM193 10V9H192ZM195 10V9H194ZM218 10V11H219ZM238 10H239V8H238ZM243 10V9H242ZM245 10H246V7H245ZM256 10H258V8L256 9ZM15 11V10H14ZM52 11V10H51ZM112 11H114V10H112ZM112 11H110V12H112ZM123 11V10H122ZM141 11V10H140ZM158 11V10H157ZM199 11V10H198ZM203 11V10H202ZM217 11V12H218ZM230 11V10H229ZM247 11V10H246ZM251 11V10H250ZM21 12H23L22 11V9H21ZM31 12V11H30ZM82 12V11H81ZM80 12V13H81ZM99 12H102V11H99ZM106 12V11H105ZM108 12V11H107ZM181 12V11H180ZM196 12V11H195ZM209 12V11H208ZM211 12V11H210ZM220 12H223V9H222V11H220ZM248 12V11H247ZM25 13H27V12H25ZM98 13V12H97ZM96 13V14H97ZM129 13H133V11L131 12H129ZM198 13V12H197ZM201 13V12H200ZM200 13H199V16H200ZM213 13V12H212ZM212 13H210V14H212ZM215 13V12H214ZM224 14H222L223 16L225 15V12H223ZM228 13V12H227ZM236 13H240V12H236ZM236 13H232L233 15H236ZM246 13V12H245ZM254 13V12H253ZM11 14V13H10ZM23 14V13H22ZM35 14V13H34ZM43 14V13H42ZM46 14H47V12H46ZM50 14V13H49ZM52 14H55V13H52ZM57 14H59V11L57 12ZM56 14V15H57ZM104 14V13H103ZM103 14H102V17H103ZM113 14H115V13H113ZM122 14H123V12H122ZM134 14H135V12H134ZM142 14H143V12H142ZM179 14V13H178ZM209 14V15H210ZM219 14V13H218ZM218 14H216V16L218 15ZM221 14V13H220ZM252 14V13H251ZM12 15V14H11ZM32 15V14H31ZM40 15V14H39ZM78 15V14H77ZM98 15H100L101 16V13L100 14H98ZM111 15V14H110ZM138 15H139V13H138ZM137 15V16H138ZM170 15V14H169ZM196 15V14H195ZM228 15V14H227ZM233 15H232V17H233ZM240 15V14H239ZM238 15V16H239ZM248 15H250V13L248 14ZM253 15V14H252ZM3 16V15H2ZM27 16H28V14H27ZM43 16V15H42ZM41 16V17H42ZM46 17H47V15H45ZM50 16V15H49ZM53 16V15H52ZM59 16H63L62 14L60 15L59 14ZM72 16V15H71ZM123 16V15H122ZM131 16H133V14L132 15H130L129 17H131ZM202 16H204V14L202 15ZM205 16H208V14L206 13V15ZM211 16V15H210ZM213 16V15H212ZM222 16V17H223ZM229 16H230V12H229ZM12 17V16H11ZM10 17V18H11ZM35 17V16H34ZM121 17V16H120ZM138 17H140V16H138ZM193 17H195L194 15H193ZM197 17V16H196ZM247 17V16H246ZM249 17V16H248ZM253 17V16H252ZM4 18V17H3ZM22 18H24V16L22 17ZM38 18V17H37ZM61 18V17H60ZM71 18V17H70ZM69 18V19H70ZM121 18H123V17H121ZM121 18H120V20H121ZM137 18V17H136ZM164 18V17H163ZM199 18V17H198ZM197 18V19H198ZM203 18V20H204V18L205 17H202ZM211 18H214V17H211ZM227 18V17H226ZM235 18V17H234ZM1 19H2V17H1ZM21 19V18H20ZM24 19H26V18H24ZM29 19H31V18H29ZM45 19V18H44ZM53 19V18H52ZM56 19V18H55ZM115 19H116V17H115ZM119 19V18H118ZM125 19V18H124ZM123 19V20H124ZM141 20H142V18H140ZM159 19V18H158ZM173 19V18H172ZM194 19V18H193ZM192 19V20H193ZM218 19H220V18H218ZM245 19V18H244ZM247 19V26L249 25V22L251 23V21L248 19V18H246ZM9 20V19H8ZM10 20H12V19H10ZM28 20V19H27ZM36 20V19H35ZM34 20V21H35ZM43 19H41L40 21H42ZM48 20V19H47ZM54 20V19H53ZM62 20V19H61ZM77 20H79V19H77ZM126 20H128V19H126ZM131 20H133V19H131ZM131 20H129V23H131ZM138 20V19H137ZM140 20V21H141ZM196 20V19H195ZM194 20V21H195ZM209 20V19H208ZM214 20H216V18L214 19ZM222 20V19H221ZM229 20V19H228ZM234 20V19H233ZM236 20V19H235ZM239 20V18L236 20V21H238ZM240 20H242V19H240ZM252 20V19H251ZM14 21V20H13ZM23 21V20H22ZM26 21V20H25ZM34 21H32V22H34ZM48 21H50V20H48ZM47 21V22H48ZM63 21V20H62ZM71 21V20H70ZM108 21V20H107ZM122 21V20H121ZM120 21V22H121ZM125 21V20H124ZM157 21V20H156ZM217 21V20H216ZM234 22V21H232L233 23H237V22ZM4 22H6L7 23V21H4ZM3 22V23H4ZM10 22H12V21H10ZM15 22V21H14ZM13 22V23H14ZM16 22H21V21H19V19H18V21H16ZM31 22V23H32ZM44 22V21H43ZM51 22H53V21H51ZM61 22V21H60ZM68 22H69V20H68ZM117 22V21H116ZM137 22V21H136ZM139 22V21H138ZM137 22V23H138ZM142 22V21H141ZM140 22V23H141ZM148 22V21H147ZM203 22V21H202ZM220 20H219V24H220ZM227 22V21H226ZM231 22V24L232 25H230V26H234V24ZM239 22V21H238ZM12 23V24H13ZM38 22L36 21V24H37ZM41 23V22H40ZM67 23V22H66ZM108 23H110V22H108ZM128 23V24H129ZM136 23V24H137ZM158 23H159V21H158ZM168 23H169V21H168ZM224 23H225V21H224ZM223 23V24H224ZM240 23L242 24V22L240 21ZM240 23H239V25H240ZM16 24H18V23H16ZM22 24V23H21ZM23 24H24V22H23ZM45 24H47V23H45ZM44 24V25H45ZM51 24V23H50ZM60 24V23H59ZM111 24H112V22H111ZM120 24V23H119ZM122 24V23H121ZM127 24V25H128ZM165 24V23H164ZM208 23H205V25H207ZM213 24V23H212ZM228 24V23H227ZM6 25V24H5ZM31 25V24H30ZM61 25V24H60ZM116 25V24H115ZM115 25H113V26H115ZM126 25V26H127ZM130 25V24H129ZM134 25H135V22H134ZM141 25L142 26H144L143 25V22H142V24H140V27H141ZM150 25H151V23H150ZM183 26H182V28L183 29H185L186 28V26H187V24L186 23H184V24H182ZM204 25V26H205ZM222 25V24H221ZM243 25H245V24H243ZM8 26V25H7ZM18 26H21V25H19L18 24ZM23 26V25H22ZM38 26V25H37ZM46 26V25H45ZM50 26V25H49ZM105 26V25H104ZM107 26V25H106ZM118 26H120V25H118ZM117 26V27H118ZM126 26H124L125 28H122V30L124 31V29H126ZM131 26V25H130ZM130 26H128L127 28H131ZM136 26V25H135ZM153 26V25H152ZM200 26V25H199ZM208 26V25H207ZM215 26V25H214ZM217 26H218V22H217ZM222 26H224V25H222ZM230 26H227V28L229 29L230 28ZM237 26V25H236ZM241 26V25H240ZM12 27V26H11ZM28 27H30V26H28ZM40 27H42V26H40ZM56 27V26H55ZM70 27H71V25H70ZM116 27V26H115ZM132 27H134V26H132ZM206 27V26H205ZM210 27V26H209ZM242 27H244V26H242ZM242 27H240V29L238 30V31H240V33H242V35L239 33V36L241 35V36H243L242 37V40L244 41H247V42H249V40H248V38H247V40L245 39L246 37L243 35V32H241L242 31ZM249 27V26H248ZM4 28V27H3ZM25 28V27H24ZM27 28V27H26ZM32 28H34L33 26H32ZM43 28V27H42ZM52 28H54V27H52ZM137 28H138V25H137ZM142 28V27H141ZM140 28V29H141ZM161 28H162V26H161ZM217 28V27H216ZM226 28V29H227ZM234 28H235V26H234ZM233 28V29H234ZM2 29V28H1ZM7 29V28H6ZM11 29V28H10ZM9 29V30H10ZM19 29V28H18ZM18 29L16 30L17 32H18ZM39 29V28H38ZM37 29V30H38ZM60 29V28H59ZM116 29V28H115ZM139 29V30H140ZM181 29V28H180ZM214 29V28H213ZM244 29H245V27H244ZM23 30V29H22ZM25 30H27V29H25ZM29 30V29H28ZM40 30V29H39ZM38 30V31H39ZM62 30V29H61ZM70 30H71V28H70ZM75 30V29H74ZM104 30H105V28H104ZM111 30H113L114 31V28L113 29H111ZM128 30V29H127ZM130 30V29H129ZM132 30V29H131ZM134 30V29H133ZM132 30V31H133ZM142 30V29H141ZM140 30V31H141ZM160 30V29H159ZM230 30V29H229ZM229 30H228V33H229ZM232 30V29H231ZM11 31H13V30H11ZM10 31V32H11ZM50 31H51V29H50ZM137 31H138V29H137ZM139 31V32H140ZM149 31H150V29H149ZM161 31V30H160ZM210 31L212 32V30L210 29ZM214 31V30H213ZM218 31V30H217ZM217 31H215V34H216V36H217ZM220 31V30H219ZM236 31H237V27H236ZM237 31V32H238ZM247 32L248 31V29L246 30H244V32ZM250 31V30H249ZM2 32V31H1ZM8 32V31H7ZM15 32V31H14ZM19 32H20V30H19ZM21 32H24V30L23 31H21ZM20 32V33H21ZM26 32V31H25ZM54 32V31H53ZM57 31H55V33H56ZM75 32H76V30H75ZM99 32V31H98ZM102 32H103V30H102ZM109 32H110V30L107 32L108 34H109ZM112 32V31H111ZM126 32V31H125ZM136 32V31H135ZM138 32V33H139ZM142 32H144V31H142ZM162 32V31H161ZM235 32V31H234ZM246 32H245V34H246ZM5 33V32H4ZM3 33V34H4ZM9 33V32H8ZM7 33V35L6 36H8L9 34ZM20 33H17L18 35L20 34ZM32 33V32H31ZM34 33H35V31H34ZM61 33V32H60ZM63 33V32H62ZM67 33V32H66ZM104 33V32H103ZM120 35H121V31L120 32H118ZM117 33V34H118ZM183 33V32H182ZM202 33V32H201ZM208 33H209V31H208ZM226 33V32H225ZM10 34H12V33H10ZM21 34H23V33H21ZM48 34V33H47ZM59 34V33H58ZM73 34V33H72ZM98 34V33H97ZM114 34H116V33H114ZM123 34V33H122ZM126 34V33H125ZM129 34V33H128ZM132 33L130 32V35H131ZM143 34V33H142ZM163 34H165V33H163ZM167 34V33H166ZM219 34V33H218ZM231 34V33H230ZM235 34V33H234ZM31 35V34H30ZM49 35V34H48ZM69 35V34H68ZM71 35V34H70ZM99 35H101V34H99ZM150 35V34H149ZM173 35V34H172ZM207 35V34H206ZM210 35V34H209ZM213 35V34H212ZM249 35V34H248ZM250 35H252V34H250ZM249 35V36H250ZM2 36V35H1ZM13 36V35H12ZM20 36H22V35H20ZM51 36V35H50ZM50 36H48V37H50ZM60 36V35H59ZM75 36V35H74ZM102 36V35H101ZM125 36H127V35H125ZM136 36V35H135ZM140 36V35H139ZM145 36V35H144ZM162 36V35H161ZM224 36V35H223ZM227 36H228V34H227ZM234 36V35H233ZM232 36V37H233ZM238 36V37H239ZM241 36H240V38H241ZM3 37V36H2ZM1 37V38H2ZM23 37V36H22ZM27 37H29V36H27ZM31 37H34V36H31ZM45 37H47V36H45ZM48 37H47V39H48ZM52 37V36H51ZM57 37V36H56ZM65 37H67V36H65ZM77 37V36H76ZM97 37V36H96ZM100 37V36H99ZM104 37V36H103ZM102 37V38H103ZM120 37V36H119ZM132 37V36H131ZM147 37V36H146ZM151 37V36H150ZM174 37V36H173ZM202 37V36H201ZM8 38L10 39V37L8 36ZM14 38V37H13ZM21 38V37H20ZM69 38V37H68ZM86 38H87V36H86ZM92 38V37H91ZM106 38H107V36H106ZM105 37H104V39H106ZM110 38H112V37H110ZM109 38V39H110ZM117 38H118V35H117ZM163 38V37H162ZM166 38H168V37H166ZM200 37H199V35L197 36V35H191L190 36V40L191 41H193V42H195V41H197V40H199L198 42L200 43V39H199ZM203 39L205 38V37H202ZM207 38V37H206ZM209 38V37H208ZM207 38V39H208ZM229 38V37H228ZM228 38L226 39V40H228ZM234 38V37H233ZM17 39V38H16ZM44 39V38H43ZM53 39V38H52ZM96 39V38H95ZM108 39V40H109ZM130 40H131V38H129ZM175 39V38H174ZM218 39V38H217ZM220 39V38H219ZM223 39H225V38H223ZM235 39H236V37H235ZM2 40H3V38H2ZM11 40V39H10ZM22 40H23V38H22ZM36 40V39H35ZM72 40H75V39H72ZM92 40V39H91ZM94 40V39H93ZM98 40H99V38H98ZM98 40L96 41V45H97V42H98ZM108 40H106V41H108ZM172 40H173V38H172ZM212 40V39H211ZM262 40V39H261ZM264 40V39H263ZM6 41H7V38H6ZM9 41V40H8ZM7 41V43H9ZM13 41H14V39H13ZM13 41H12V43H13ZM17 41V40H16ZM15 41V42H16ZM21 41V40H20ZM26 41H28V39L26 40ZM34 41V40H33ZM38 41V40H37ZM49 41V40H48ZM51 41V40H50ZM53 41V40H52ZM111 41V40H110ZM119 41V40H118ZM121 41H123V39L121 40ZM148 41V40H147ZM171 41V40H170ZM205 41V40H204ZM207 41V40H206ZM205 41V42H206ZM218 41V40H217ZM239 42H240V40H238ZM44 42H45V39H44ZM44 42H41L42 43V45L44 44ZM94 42V41H93ZM92 42V43H93ZM101 42H102V40H101ZM100 42V43H101ZM115 42L117 43V41H116V39H115ZM124 42V41H123ZM165 42H166V40H165ZM227 41H224V43L225 44H228L229 45V42H227ZM242 42V41H241ZM27 43V42H26ZM29 43V42H28ZM36 43V42H35ZM49 43V42H48ZM88 43V42H87ZM92 43H90L91 45H92ZM103 43H105V42H103ZM134 43V42H133ZM163 43H164V40H163ZM224 43H223V45H224ZM30 44L32 45L33 43L32 42H30L29 43V45H27L29 48H30ZM46 44V43H45ZM69 44V43H68ZM90 44H89V46H90ZM98 44H99V42H98ZM107 44H109V43H107ZM121 44V43H120ZM125 44V43H124ZM193 44V43H192ZM192 44H191V47H192ZM198 44V43H197ZM203 44H204V42H203ZM243 44V43H242ZM4 45H8V44H4ZM14 45V44H13ZM47 45V44H46ZM45 45V46H46ZM50 45H51V43H50ZM56 45H58V43L56 44ZM63 45V44H62ZM70 45H71V42H70ZM94 46H91V49H90V47L88 48L87 47V55L86 56H88V59H89V57H91V56H94V48H99V47H95V44H93ZM113 45V44H112ZM213 45V44H212ZM220 45H222L221 43H220ZM244 45H245V47H246V45H248V43L246 44L245 42H244ZM244 45H242V46H244ZM24 46H25V44H24ZM26 46V48H28ZM37 46V45H36ZM53 46V45H52ZM86 46V45H85ZM99 46H100V44H99ZM102 46H104L103 44H102ZM106 46H108V45H106ZM116 45H114L113 47L114 48H117V47H115ZM121 46V45H120ZM160 46V45H159ZM162 46H163V44H162ZM167 46V45H166ZM194 46V45H193ZM196 46V45H195ZM197 46H200L201 47V43H200V45H197ZM204 46V45H203ZM207 46H208V44H207ZM225 46H227V45H225ZM225 46H223L222 48H225ZM241 46V47H242ZM263 46V43H261V47ZM2 47V46H1ZM8 47V46H7ZM6 47V48H7ZM47 47V46H46ZM48 47H50V46H48ZM59 47V46H58ZM74 47H76V46H74ZM111 47V46H110ZM109 47V48H110ZM127 47V46H126ZM129 47V46H128ZM175 47V46H174ZM183 47V46H182ZM218 47H219V45H218ZM240 47V48H241ZM3 48V47H2ZM11 48H12V45H11ZM29 48H28V50H29ZM34 48H35V45H34ZM39 48V47H38ZM37 48V49H38ZM42 48V47H41ZM40 48V49H41ZM44 48V47H43ZM42 48V49H43ZM51 48H53V47H51ZM72 48V47H71ZM77 48V47H76ZM102 48V47H101ZM142 48V47H141ZM167 48V47H166ZM172 48V47H171ZM197 48V47H196ZM203 48V47H202ZM206 48V47H205ZM204 48V49H205ZM213 48V47H212ZM227 48H228V46H227ZM244 48V47H243ZM21 49V48H20ZM20 49H18V50H20ZM23 49V48H22ZM30 49H32V48H30ZM47 49H49V48H47ZM57 49V48H56ZM68 49V48H67ZM103 49V48H102ZM106 49V48H105ZM112 49V48H111ZM110 49V50H111ZM170 49V48H169ZM194 49V48H193ZM192 49V50H193ZM200 49V48H199ZM259 49H260V47H259ZM258 48H256V50H259ZM6 49H4V51H3V53L4 52H6L5 51ZM13 50H14V48H13ZM16 50V49H15ZM32 50H34V49H32ZM31 50V51H32ZM53 50V49H52ZM51 49H50V51H52ZM63 50V49H62ZM65 50V49H64ZM99 50V49H98ZM97 50V51H98ZM157 50V49H156ZM167 50V49H166ZM222 50V49H221ZM252 50V49H251ZM256 50L255 51H253V52H255L256 53ZM261 50H264V46L262 47V49ZM1 51V50H0ZM10 52H15V51H11V49L9 50ZM20 51H22V50H20ZM19 51V52H20ZM23 51H24V49H23ZM22 51V52H23ZM47 51V50H46ZM68 51H70V50H68ZM72 51V50H71ZM70 51V52H71ZM103 51V50H102ZM109 51V50H108ZM118 51V50H117ZM129 51V50H128ZM171 50H169V52H170ZM196 51H197V49H196ZM223 51H225V49H223ZM260 51V50H259ZM2 52V51H1ZM0 52V55L2 54ZM18 52V51H17ZM22 52H20V53H22ZM29 52V51H28ZM36 52V51H35ZM40 52H41V50H40ZM49 52V51H48ZM47 52V53H48ZM54 52V51H53ZM65 52V51H64ZM70 52H68V53H70ZM78 52V51H77ZM127 52V51H126ZM164 52H165V50H164ZM168 51H166V53H167ZM175 52V51H174ZM173 52V53H174ZM181 52V51H180ZM179 52V53H180ZM261 52V51H260ZM12 53V54H13ZM25 53H27V52H25ZM58 53H60V52H58ZM57 53V54H58ZM67 53V54H68ZM79 53V52H78ZM99 53V52H98ZM98 53H96V54H98ZM101 53V52H100ZM196 53V52H195ZM200 53V52H199ZM214 53H216V52H214ZM221 53V52H220ZM6 54V53H5ZM5 54L3 55V57L5 56ZM10 54V53H9ZM9 54H7V55H9ZM12 54H10V56H13ZM32 54H33V52H32ZM31 54V55H32ZM37 54V53H36ZM35 53H34V55H36ZM42 54V53H41ZM40 54V55H41ZM52 54V53H51ZM50 54V56H55V55H51ZM54 54V53H53ZM83 54V53H82ZM95 54V55H96ZM104 54V53H103ZM136 54V53H135ZM193 54V53H192ZM205 54V53H204ZM249 54V53H248ZM252 54V53H251ZM257 54H258V51H257ZM256 54V55H257ZM260 54V53H259ZM263 54V53H262ZM6 55V56H7ZM14 55H16V54H14ZM27 54H24V55H22L23 57L24 56H26ZM61 56H62V54H60ZM81 55V54H80ZM112 55V54H111ZM127 55V54H126ZM166 55V54H165ZM164 55V56H165ZM167 55H168V53H167ZM190 55V54H189ZM201 55V54H200ZM256 55L254 54V56L255 57H253V55L251 56L252 58H255V59H252V61H250V59H248V63L249 64H246L247 66H245V64H244V66L243 67H246V69H245V71H244V73L246 72V70L247 69H251L252 67H254V64H255V61H253V60H256ZM264 55V54H263ZM262 55V59H259V60H263V62H264V56ZM28 56V55H27ZM38 56H39V54H38ZM48 56H49V54H48ZM49 56V57H50ZM68 56V55H67ZM71 56V55H70ZM96 56H99V55H96ZM121 56V55H120ZM140 56V55H139ZM158 56V55H157ZM171 56H172V54H171ZM195 56V55H194ZM261 56V55H260ZM259 56V57H260ZM29 57V56H28ZM31 57V56H30ZM32 57H35V56H32ZM40 57V56H39ZM100 57V56H99ZM122 57V56H121ZM168 57H170V55L168 56ZM199 57V56H198ZM198 57H197V60L199 61V59H198ZM1 59H2V57H0ZM5 58V57H4ZM3 58V59H4ZM36 58H37V56H36ZM45 59H46V55H45V57H44ZM43 58V59H44ZM58 58H59V56H58ZM69 58V57H68ZM71 58V57H70ZM79 58V57H78ZM115 58V57H114ZM148 58V57H147ZM159 58V57H158ZM165 58H166V56H165ZM200 58H201V56H200ZM34 59V58H33ZM32 59V60H33ZM42 59V61H43V63H44V60ZM57 60L56 58H53L52 59V61L53 60ZM62 59V58H61ZM80 59V58H79ZM94 59V58H93ZM102 59V58H101ZM110 59V58H109ZM116 59V58H115ZM141 59H143V58H141ZM189 59V58H188ZM194 59H196V58H194ZM210 59V58H209ZM257 59H258V57H257ZM4 60H6V59H4ZM9 60H10V58H9ZM9 60H8V62H9ZM12 60H14V57L12 58ZM19 59H17V61H18ZM28 60V59H27ZM36 60H38V59H36ZM47 60V59H46ZM50 60V59H49ZM48 60V62H50ZM54 60V61H55ZM64 60H66V59H64ZM92 60V59H91ZM94 60H96V59H94ZM138 60V59H137ZM172 60V57H170V58H168V60H167V58H166V61H171ZM212 60H214V59H212ZM3 61V60H2ZM15 61V60H14ZM22 61H23V58H22ZM35 61V60H34ZM58 61V60H57ZM67 61V60H66ZM84 61H85V59H84ZM112 61H114V60H112ZM173 61V60H172ZM182 61V60H181ZM192 61H193V59H192ZM257 61V60H256ZM12 62V61H11ZM80 62H81V59H80ZM79 62V63H80ZM90 62V61H89ZM88 62V64H90ZM93 62V61H92ZM91 62V63H92ZM105 62V61H104ZM133 62V61H132ZM165 62V61H164ZM187 62V61H186ZM185 62V63H186ZM201 62L202 61H200V64H201ZM204 62V61H203ZM212 62V61H211ZM260 62H262V61H260ZM0 63H4V62H1V60H0ZM19 63H21V61L19 62ZM25 63H26V61H25ZM25 63H24V66L26 67V65H25ZM28 63V62H27ZM26 63V64H27ZM31 63H32V61H31ZM31 63H29V64H31ZM41 63V62H40ZM47 63V62H46ZM45 63V64H46ZM51 63V62H50ZM53 63V62H52ZM77 63V62H76ZM84 63H87V62H84ZM129 63V62H128ZM179 63V62H178ZM182 63H184L183 61H182ZM192 62H189V66H192V64H191ZM194 63V62H193ZM210 63V62H209ZM208 63V64H209ZM246 63H247V60H246ZM259 63V62H258ZM8 64V63H7ZM12 64V63H11ZM18 64V63H17ZM48 64V63H47ZM141 64V63H140ZM153 64V63H152ZM165 64V63H164ZM167 64V63H166ZM174 64V65H173ZM195 64V63H194ZM260 64V65H259ZM258 65L259 66H261L262 64L261 63H259ZM264 64V63H263ZM4 65V64H3ZM3 65H1V66H3ZM23 65V64H22ZM36 65H37V63H36ZM43 65V64H42ZM58 65V64H57ZM75 65V64H74ZM73 65V66H74ZM86 65V64H85ZM93 65V64H92ZM91 65V66H92ZM111 65V64H110ZM170 65V64H169ZM168 65V66H169ZM172 65V67L173 66H175V62L173 61V63L171 64ZM177 65V64H176ZM180 65H181V62H180ZM202 65H203V63H202ZM205 65V64H204ZM243 65V64H242ZM253 65V66H252ZM256 65V64H255ZM6 66V65H5ZM9 66V65H8ZM10 66H12V65H10ZM16 65L14 64V67H15ZM21 66V65H20ZM19 66V67H20ZM23 66V67H24ZM35 66V65H34ZM38 66V65H37ZM36 66V67H37ZM47 66H49V65H47ZM82 66V65H81ZM90 66V65H89ZM140 66V65H139ZM155 66V65H154ZM183 66V65H182ZM186 66V65H185ZM215 66V65H214ZM13 67V68H14ZM18 67V66H17ZM23 67L20 69L19 68V72H20V70H22L23 69ZM29 69H30V66H27ZM40 67H42L41 65L38 67L39 69H41ZM44 67V66H43ZM68 67H71L70 65L69 66H67V68ZM213 67V66H212ZM262 67V66H261ZM2 68V67H1ZM10 68V67H9ZM46 68V67H45ZM80 68V67H79ZM93 68V67H92ZM125 68V67H124ZM128 68V67H127ZM126 68V69H127ZM130 68V67H129ZM154 68V67H153ZM156 68V67H155ZM180 68V66H178V70H180V72H184L183 70L181 71V69H179ZM210 68V67H209ZM254 68H256V67H254ZM253 68V69H254ZM257 68H258V66H257ZM263 68V67H262ZM261 68V69H262ZM7 69V68H6ZM12 69V68H11ZM16 69H18V68H16ZM25 69V68H24ZM24 69H23V71H24ZM38 69V70H39ZM48 69H49V67H48ZM47 69V70H48ZM57 69V68H56ZM71 69V68H70ZM185 69V68H184ZM197 69V68H196ZM208 69V68H207ZM214 69V68H213ZM264 69V68H263ZM1 70V69H0ZM2 70H4L3 68H2ZM2 70H1V72H2ZM14 72H13V71ZM12 70H10V71H12L11 73H16L15 72V70L14 69H12ZM31 70V69H30ZM52 70V69H51ZM50 70V71H51ZM80 70V69H79ZM128 70V69H127ZM174 70V69H173ZM191 70V69H190ZM205 70V69H204ZM203 70V71H204ZM238 70H239V68H238ZM242 70V69H241ZM252 70V69H251ZM250 70V71H251ZM6 71H8V70H6ZM29 71V70H28ZM28 71L26 72V73H28ZM32 71H33V68H32ZM41 71V70H40ZM39 71V72H40ZM42 71L44 72V70H43V68H42ZM59 71V70H58ZM67 71V70H66ZM71 71V70H70ZM196 70H194V72H195ZM198 71V70H197ZM250 71H249V73H250ZM258 71V70H257ZM19 72H18V75H19ZM25 72V71H24ZM31 72V71H30ZM36 71L34 70V73H35ZM38 72V71H37ZM52 72H54V71H52ZM99 72V71H98ZM110 72V71H109ZM158 72H159V69H148V68H146V70H144V71H142V73H141V76H140V79H139V81H145V80H147V78L149 77V76H156L157 74H158ZM169 72V71H168ZM178 72V71H177ZM176 72V73H177ZM180 72H178L179 74H180ZM201 71L199 70V74H202V73H200ZM207 72V71H206ZM260 72V71H259ZM20 73H22V71L20 72ZM33 73V72H32ZM41 73V72H40ZM49 73V72H48ZM69 73H71V72H69ZM77 73V72H76ZM75 73V74H76ZM78 73H80V71L78 72ZM78 73H77V75H78ZM85 73V72H84ZM114 73V72H113ZM175 73V74H176ZM185 73V72H184ZM192 73V72H191ZM189 74V75H192V74ZM240 73V72H239ZM254 73V72H253ZM36 74V73H35ZM45 74L47 75V72H45ZM45 74H44V76H45ZM50 74V73H49ZM55 74V73H54ZM59 74V73H58ZM67 74V73H66ZM72 74V73H71ZM102 74V73H101ZM107 74V73H106ZM197 74V73H196ZM195 74V75H196ZM209 74V73H208ZM257 74V73H256ZM255 74V75H256ZM260 74V73H259ZM1 75H3V74H1ZM8 75V74H7ZM10 75V74H9ZM32 75V74H31ZM39 75V74H38ZM41 75V74H40ZM51 75V74H50ZM56 75H57V73H56ZM62 76H63V74H61ZM61 75H60V77H61ZM84 75V74H83ZM83 75H82V77H83ZM112 75V74H111ZM181 75V74H180ZM198 75V74H197ZM232 75V74H231ZM234 76H235V73L233 74ZM254 75V76H255ZM263 74H261V76H262ZM20 76V79L17 77L16 79H18V80H23V77L25 76V73H24V76L23 77H21V75H19ZM35 76H37V75H35ZM42 76H43V74H42ZM71 76V75H70ZM74 76V75H73ZM76 76V75H75ZM97 76V75H96ZM101 76V75H100ZM117 76V75H116ZM131 76V75H130ZM133 76V75H132ZM131 76V77H132ZM176 76H177V74H176ZM182 76V75H181ZM211 76H213V75H210V78H212ZM250 76H251V74H250ZM259 76V75H258ZM16 76H14V78H15ZM29 77H30V75H29ZM31 77H33V76H31ZM38 77H40V76H37V79H38ZM60 77H59V79H60ZM63 77H65V76H63ZM102 77V76H101ZM104 77V76H103ZM122 77H123V75H122ZM134 77V76H133ZM175 77V76H174ZM180 77V76H179ZM188 77V76H187ZM191 77V76H190ZM205 77H206V75H205ZM252 77V76H251ZM251 77H249L250 79H251ZM13 78V77H12ZM13 78V79H14ZM22 78V79H21ZM26 78H28V77H26ZM26 78H24V79H26ZM36 78V77H35ZM35 78H33L34 80H35ZM46 78V77H45ZM58 78V77H57ZM62 78V77H61ZM73 78V77H72ZM71 78V79H72ZM75 78V77H74ZM110 78V77H109ZM125 78V77H124ZM130 78V77H129ZM182 78V77H181ZM181 78H179V79H181ZM186 78V77H185ZM196 78V77H195ZM204 78V77H203ZM236 78V77H235ZM264 78V77H263ZM32 79V80H33ZM40 79V78H39ZM38 79V80H39ZM46 79H50V77L49 78H46ZM46 79H42V81L44 80H46ZM53 79H54V82H55V78L53 77ZM68 78L66 77V80H67ZM95 79H96V77H95ZM102 79H104V78H102ZM112 79V78H111ZM187 79H189V78H186L185 80H187ZM5 80V79H4ZM8 80V79H7ZM29 80H30V78H29ZM29 80H27L28 82H29ZM32 80H31V83H32ZM50 80H52V79H50ZM58 80V79H57ZM61 80V79H60ZM59 80V81H60ZM75 80H77V78L76 79H73V81L75 82ZM133 80H135V79H133ZM172 80V79H171ZM173 80H175V79H173ZM172 80V81H173ZM182 80V79H181ZM192 80V79H191ZM201 80V79H200ZM209 80V79H208ZM207 80V81H208ZM211 80V79H210ZM233 81H234V79H232ZM249 80V79H248ZM252 80V79H251ZM40 81V80H39ZM96 81V80H95ZM94 81V82H95ZM109 81V80H108ZM107 81V82H108ZM129 81V80H128ZM162 81H163V79H162ZM176 81V80H175ZM187 81H189V80H187ZM193 81L194 80H192L191 82L193 83ZM202 81H204L203 79H202ZM237 81V80H236ZM239 81H241V80H239ZM254 81V80H253ZM7 82V81H6ZM19 82V81H18ZM23 82V81H22ZM36 82V81H35ZM49 82V81H48ZM53 82V81H52ZM54 82L52 83V84H54ZM67 82V81H66ZM66 82H65V84H66ZM73 82V83H74ZM96 82H98V81H96ZM95 82V83H96ZM103 82V81H102ZM177 82H179V80L177 79ZM176 82V84H178ZM185 82V84H186V81H184ZM183 82V83H184ZM191 82H187V85L189 84V85H191L192 83ZM209 82V81H208ZM235 82V81H234ZM256 82H258V81H256ZM264 82V81H263ZM24 83V82H23ZM38 83H41V82H38ZM47 83V82H46ZM91 83H92V81H91ZM111 83V82H110ZM113 83H114V81H113ZM116 83V82H115ZM114 83V84H115ZM162 83V82H161ZM175 83V82H174ZM182 83V82H181ZM180 83V84H181ZM182 83V84H183ZM203 83V82H202ZM201 83V84H202ZM210 83V82H209ZM247 83V82H246ZM12 84V83H11ZM10 84V85H11ZM15 84H17V83H15ZM30 84V83H29ZM34 84H36V83H33V86H34ZM51 84V85H52ZM59 84V83H58ZM67 84H68V82H67ZM98 84V83H97ZM118 84V83H117ZM117 84H115V85H117ZM135 84V83H134ZM133 84V85H134ZM172 84V83H171ZM170 84V85H171ZM198 84V83H197ZM196 84V85H197ZM205 84H207V83H205ZM249 84V83H248ZM4 85V84H3ZM3 85H1V87L3 88ZM9 85V84H8ZM9 85V87L11 88V86ZM24 85V84H23ZM31 85L32 84H30V85H28V87H31ZM40 85V84H39ZM39 85H38V88L37 89H39ZM48 85V84H47ZM61 85V84H60ZM112 85V84H111ZM128 85V84H127ZM174 85V84H173ZM204 84H202L201 85V87L203 86ZM208 85H211V84H207L206 86H208ZM213 85V84H212ZM250 85H253V84H250ZM255 85H256V83H255ZM254 85V86H255ZM16 86V85H15ZM24 86H27V85H24ZM42 86V84L40 85V87ZM162 86V85H161ZM165 86V85H164ZM200 86V85H199ZM199 86H197V87H199ZM5 87H7V86H5ZM4 87V88H5ZM14 87V86H13ZM28 87H26V88H28ZM51 87V86H50ZM93 87V86H92ZM92 87H90V88H92ZM111 87V86H110ZM117 87V86H116ZM174 87V86H173ZM182 87V86H181ZM190 87V86H189ZM201 87H199V88H201ZM49 88V87H48ZM83 88V87H82ZM97 88V87H96ZM108 88V87H107ZM113 88V87H112ZM159 88V87H158ZM157 88V89H158ZM171 88V87H170ZM175 88H177V87H175ZM183 88V87H182ZM181 88V89H182ZM205 88V87H204ZM8 89V88H7ZM14 90H13V92H12V94H11V96L12 97H9L10 95H8V97L9 98H11V100L10 101H14L15 102V100L17 101V99H23V98H21V90L23 89H21V84L19 85V84H17V86L16 87H14L13 88ZM29 89V88H28ZM35 89H36V87H35ZM35 89H33L34 91H35ZM36 89V90H37ZM53 89V88H52ZM116 89H118V88H116ZM120 89V88H119ZM126 89V88H125ZM160 89H161V87H160ZM159 89V90H160ZM194 89H196V87H194ZM194 89H192V90H194ZM210 89H211V87H210ZM246 89V88H245ZM1 90V89H0ZM32 90V89H31ZM44 90H46V89H44ZM88 90V89H87ZM87 90H85V91H87ZM105 90V89H104ZM163 90H165V89H163ZM183 90L184 89H182L181 91L183 92ZM249 90V89H248ZM2 91H5V90H2ZM39 91V90H38ZM48 91V90H47ZM47 91H45V92H47ZM95 91V90H94ZM111 91V90H110ZM116 91V90H115ZM119 90H117L116 92H118ZM130 91V90H129ZM135 91H136V89H135ZM175 91H176V89H175ZM195 91H198V89H196ZM207 91V90H206ZM245 91V90H244ZM22 92H23V90H22ZM26 92V94H27V91H25ZM25 92H24V94H25ZM88 92V91H87ZM97 92V91H96ZM102 92V91H101ZM156 92V91H155ZM169 92H171V90L169 91ZM200 92V91H199ZM5 93H6V91H5ZM29 93V92H28ZM30 93H31V91H30ZM33 93V92H32ZM44 93V92H43ZM51 93V92H50ZM83 93V92H82ZM98 93V92H97ZM130 93H132V92H130ZM142 93H144V92H142ZM160 93H161V91H160ZM159 93V94H160ZM175 93V92H174ZM196 93V92H195ZM203 93V92H202ZM206 93H208V92H206ZM40 95H41V93H39ZM45 94H47V93H45ZM77 94H78V92H77ZM80 94V93H79ZM120 94V93H119ZM177 94H178V89H177ZM185 94V93H184ZM208 94H210L209 96H211V93H208ZM3 95H7V94H2L1 92H0V98L1 97H3ZM23 95V94H22ZM34 95H35V93H34ZM49 95V94H48ZM51 95V94H50ZM91 95V94H90ZM136 95V94H135ZM154 95V94H153ZM167 95H169V94H167ZM188 95H189V93H188ZM198 95H199V93H198ZM203 95V94H202ZM245 94H243V96H244ZM263 95V94H262ZM28 96V95H27ZM38 96V95H37ZM86 96V95H85ZM87 96H88V94H87ZM86 96V97H87ZM166 96V95H165ZM179 96V95H178ZM197 96V95H196ZM200 96V95H199ZM204 96H207V95H204ZM264 96V95H263ZM5 98H6V96H4ZM3 97V98H4ZM23 97V96H22ZM25 97V96H24ZM29 97H30V95H29ZM32 97H34L33 95H32ZM32 97H31V99H32ZM39 98H40V96H38ZM43 97V96H42ZM89 97V96H88ZM101 97V96H100ZM114 97V96H113ZM156 97V96H155ZM180 97H181V95H180ZM2 98V101L4 100ZM46 98V97H45ZM147 98V97H146ZM157 98V97H156ZM168 98V97H167ZM167 98H164V100L165 99H167ZM176 98H178V97H176ZM183 98V97H182ZM206 98H208V97H206ZM210 98V97H209ZM26 99V98H25ZM25 99H23V100H25ZM29 99V98H28ZM48 99H50V97L48 98ZM99 99V98H98ZM160 99V98H159ZM169 99H170V97H169ZM172 99V98H171ZM170 99V100H171ZM201 101V100H203L202 98L200 99V98H197V101H199V100ZM211 99V98H210ZM261 99H262V96H261ZM6 100H8V98H6ZM37 100V99H36ZM40 100V99H39ZM39 100H37V101H39ZM42 100V99H41ZM40 100V101H41ZM46 100L47 99H45V102H46ZM93 100V99H92ZM162 100V99H161ZM168 100V99H167ZM174 100V99H173ZM172 100V101H173ZM189 100V99H188ZM248 100V99H247ZM10 101H9V103H10ZM19 101V100H18ZM17 101V102H18ZM26 101H27V99H26ZM44 101V100H43ZM48 101V100H47ZM88 101H90V100H88ZM94 101V100H93ZM159 101V100H158ZM178 101H179V99H178ZM177 100L175 101V102H178ZM199 101V102H200ZM203 101H205V100H203ZM203 101H201V102H203ZM210 101V100H209ZM4 102V101H3ZM17 102H15L16 104H17ZM31 102V101H30ZM42 102V101H41ZM72 102H74V101H72ZM99 102V101H98ZM105 102V101H104ZM116 102H118L117 100H116ZM116 102H110L109 103V106L111 107V108H113V110L114 109H117V108H120V106L119 105H117V103ZM125 102V101H124ZM147 102V101H146ZM155 102V101H154ZM154 102H152V103H154ZM170 102V101H169ZM174 102V103H175ZM190 102V101H189ZM194 102V101H193ZM196 102V101H195ZM212 102H213V100H212ZM260 102V101H259ZM261 102H264V98L262 99V101ZM5 103H7V102H5ZM12 103L13 102H11V106H12ZM21 103V102H20ZM23 103H24V101H23ZM28 103V102H27ZM35 102H33V104H34ZM70 102H68L67 104H69ZM78 103H80L79 101H78ZM82 103V102H81ZM133 102H131V104H132ZM158 103V102H157ZM157 103H156V105H157ZM171 103V102H170ZM187 103V102H186ZM191 103V102H190ZM197 103V102H196ZM195 103V104H196ZM207 103V102H206ZM205 103V104H206ZM209 103V102H208ZM14 104V103H13ZM42 104V103H41ZM71 104V103H70ZM75 104H76V102H75ZM187 104H189V103H187ZM194 104V103H193ZM204 104V103H203ZM210 104H211V102H210ZM209 104V105H210ZM213 105H214V103H212ZM211 104V105H212ZM259 104V103H258ZM3 105V104H2ZM5 105V104H4ZM15 105V104H14ZM20 104H18V106H19ZM25 105L27 106V104L25 103ZM29 105H31L30 103H29ZM79 105H81V104H79ZM83 105V104H82ZM135 105V104H134ZM143 105H145V104H143ZM155 105V106H156ZM161 105V104H160ZM183 105V104H182ZM182 105H180L179 107H181ZM191 105H192V103H191ZM197 105H199V104H197ZM201 105H202V103H201ZM200 105V106H201ZM212 105V106H213ZM263 105V104H262ZM17 106V105H16ZM17 106V107H18ZM22 106V105H21ZM31 106H33V105H31ZM35 106V105H34ZM70 106V105H69ZM84 106V105H83ZM132 106V105H131ZM150 106V104H148V107ZM165 106V108L166 109H168L167 107H166V105H164ZM207 106V105H206ZM211 106V109L210 110H212V107ZM228 106V105H227ZM255 107H253V110L255 111V112H257V110H258V105L256 104V105H254ZM5 107H8V106H5ZM4 107V108H5ZM28 107V106H27ZM26 107V108H27ZM40 107V106H39ZM59 107V106H58ZM61 107V106H60ZM66 107V106H65ZM67 107H68V105H67ZM72 107H74V106H72ZM87 107V106H86ZM104 107V106H103ZM147 107V106H146ZM169 107V106H168ZM173 107V106H172ZM178 107V106H177ZM191 107V106H190ZM193 107H195V106H193ZM209 107V106H208ZM24 108H25V106H24ZM31 108H33V107H31ZM42 108H44L43 106H42ZM62 108H64V107H62ZM77 108H78V106H77ZM81 108V107H80ZM80 108H78V109H80ZM83 108V107H82ZM122 108V107H121ZM136 108V107H135ZM140 108H141V106H140ZM164 108V109H165ZM176 108V107H175ZM196 109H197V106L195 107ZM199 108V107H198ZM205 108V107H204ZM210 108V107H209ZM1 109V108H0ZM6 109V108H5ZM20 109V108H19ZM71 109V108H70ZM152 109H153V107H152ZM165 109V110H166ZM173 109V108H172ZM179 109V108H178ZM178 109L176 108V110L178 111ZM192 109V108H191ZM201 109V108H200ZM215 109V108H214ZM11 110V109H10ZM18 110V109H17ZM21 112H23L22 111V107H21ZM33 110H36V109H33ZM59 110V109H58ZM61 110V109H60ZM63 110V109H62ZM66 110V109H65ZM68 111H69V109H67ZM66 110V113H68V111ZM84 110V109H83ZM168 111L169 112V115L168 116H171V117H169V122L168 123H166L165 125H163L162 127H161V129L162 130H164L165 131V133H162V135H161V133H160V135H158V136H154V138H152V140L150 141L149 139H147V140H149V141H142V140H144L145 139V137H144V139H142V140H140L139 139V137H138V139H139V143L141 144L140 146H141V148L142 149H144V150H148L149 149V146L150 147H155V145L157 146V144L158 143H163V146H162V154H161V158H167V159H169V158H171V159H175V161H177L178 159V161H180V158H179V156H178V154H177V151H176V148H175V146L173 145V143H172V139H171V136H172V134L174 133V132H176L179 128H177V124L179 123V122H176L177 121V119H180V120H183V118L181 117L182 115H183V113H184V110H186V109H183V110H180V113H182V115L180 116V118H177L176 117V114L178 113L177 111ZM190 110V109H189ZM193 110H194V108H193ZM199 110V109H198ZM202 110V109H201ZM5 111V110H4ZM12 111V110H11ZM27 111H29V109H27ZM78 111V110H77ZM76 111V112H77ZM81 111V110H80ZM86 111V110H85ZM85 111H84V114H85ZM94 111V110H93ZM187 111V110H186ZM1 112V111H0ZM13 112V111H12ZM56 112H59L60 113V111H56ZM64 112V111H63ZM96 112V111H95ZM191 112V111H190ZM190 112H189V114H190ZM197 112V111H196ZM196 112H194V114L196 113ZM213 112H214V110H213ZM264 112V111H263ZM6 113H7V110H6ZM25 113V112H24ZM27 114H28V112H26ZM33 113V112H32ZM73 113V112H72ZM104 113V112H103ZM261 113V112H260ZM1 114V113H0ZM15 114V113H14ZM18 114L19 113H17V116H18ZM53 114H54V112H53ZM83 114V113H82ZM94 115H95V113H93ZM107 114H109V113H107ZM226 114V113H225ZM3 115V114H2ZM4 115H5V113H4ZM8 115V114H7ZM13 114H11V116H12ZM29 115H30V113H29ZM52 115V114H51ZM51 115H50V117H51ZM60 115V114H59ZM58 115V116H59ZM81 115V114H80ZM86 115V114H85ZM113 115V114H112ZM133 115V114H132ZM186 115V114H185ZM193 115V114H192ZM191 115V116H192ZM255 115V114H254ZM66 116H68V115H66ZM82 116V115H81ZM90 116V115H89ZM88 116V117H89ZM99 116V115H98ZM164 116H165V114H164ZM166 116H167V114H166ZM187 116V115H186ZM194 116V115H193ZM192 116V117H193ZM196 116H197V114H196ZM226 116V115H225ZM3 117V116H2ZM19 117V116H18ZM53 117V116H52ZM61 117H63V116H61ZM64 117H65V115H64ZM84 117V116H83ZM94 117V116H93ZM6 118V117H5ZM14 118H16V115H15V117ZM24 118H26V117H24ZM59 118V117H58ZM69 118V117H68ZM91 118H92V116H91ZM99 118V117H98ZM103 118V117H102ZM154 118V117H153ZM165 118V117H164ZM167 119H168V117H166ZM182 118V119H181ZM1 119V118H0ZM10 119H11V117H10ZM10 119H8V121L10 120ZM18 119V118H17ZM16 119V120H17ZM55 119H56V117H55ZM65 119V118H64ZM85 119V118H84ZM83 119V120H84ZM162 119V118H161ZM160 119V120H161ZM190 119V118H189ZM192 119H194V118H192ZM6 120V119H5ZM12 120V119H11ZM15 120V119H14ZM19 120V119H18ZM21 120V119H20ZM19 120V121H20ZM56 120H58V119H56ZM99 120V119H98ZM108 120V119H107ZM163 120V119H162ZM188 120V119H187ZM219 122H223L224 120H226L223 116H220L219 117ZM3 122H6V121H4V120H2ZM24 121H26V120H24ZM67 121H68V119H67ZM66 121V122H67ZM73 121V120H72ZM87 121V120H86ZM88 121H89V119H88ZM91 121V120H90ZM111 121V120H110ZM113 121H115V120H113ZM185 121V120H184ZM191 121V120H190ZM1 122V121H0ZM58 122V121H57ZM61 122V121H60ZM59 122V123H60ZM65 122V121H64ZM64 122H63V124H64ZM69 122H71V121H69ZM227 122V121H226ZM56 123V122H55ZM232 123V122H231ZM20 124H22L21 122H20ZM52 124H53V122H52ZM51 124V125H52ZM57 124V123H56ZM61 124V123H60ZM62 124V125H63ZM67 124H70V123H66L65 125H67ZM72 124V123H71ZM81 124V123H80ZM94 124V123H93ZM139 124V123H138ZM163 124H164V122H163ZM226 124V123H225ZM48 125V124H47ZM90 125V124H89ZM100 125V124H99ZM109 125V124H108ZM124 125V124H123ZM159 125V124H158ZM179 125H180V123H179ZM178 125V126H179ZM53 126V125H52ZM57 126V125H56ZM85 126H86V124H85ZM41 129H42V127L41 126H39ZM54 127V126H53ZM58 127V126H57ZM140 127V126H139ZM181 127V126H180ZM235 127V126H234ZM106 128V127H105ZM126 129H127V127H125ZM261 128L264 130V125H262L261 126ZM39 129V128H38ZM122 129V128H121ZM120 129V130H121ZM134 130V129H133ZM123 131V130H122ZM56 132V131H55ZM82 132V131H81ZM84 132V131H83ZM125 132H126V136H128L129 134V131H124L123 132V138H125L126 136H124V134H125ZM128 132V133H127ZM189 132V131H188ZM223 132H228V135H227V137H223V138H212L213 140L211 141V142H208L207 141V143H209V144H211V145H213V144H215V145H217V146H225V147H229L230 149L231 148H240L241 146H242V149H243V147L245 146L244 145V142L245 141H247L248 139H249V141H253V144L251 145V146H249V147H245V152H244V154L241 156V157H237L236 158V160H234V161H229L228 160V158L227 157H223V158H220V159H218V160H215V159H212V158H210L212 155H210V157L208 156V162H209V164H208V166H207V171H206V180L204 181V182H199V185H200V183H201V186H204V187H206L205 188V190L207 189V193L209 194L208 195V197H210V198H212L213 200H215L216 201V206H214V207H209V209L207 208L206 209V213H207V215H209V216H215L216 217V219L217 220H224L225 222H227L228 224L226 225V226H229L228 228H230V226H236L239 222H250V223H253V222H255V221H264V141H262V140H258V142H256V143H254L255 141H257V140H254V136H252V135H247V134H241L240 133V130L238 131H235V132H232V125L230 126L229 124L227 125V127L225 128V130H223ZM85 135H82V136H85V138L86 139H91V138H95V136H98L99 135V133H100V131H92V130H89V131H85ZM222 133V132H221ZM1 134V133H0ZM102 134H103V132H102ZM115 134V133H114ZM128 134V135H127ZM133 134V133H132ZM131 134V135H132ZM182 134V133H181ZM15 135V134H14ZM18 135V134H17ZM130 135V136H131ZM134 135V134H133ZM202 135V134H201ZM200 135V133H196V134H193V135H190L189 137L191 138V139H193V140H199V138H202V136L203 137H205L206 135H202L201 136ZM16 136V135H15ZM105 136V135H104ZM137 136V135H136ZM138 136H140L139 134H138ZM248 136H250V137H248ZM18 137V136H17ZM81 137V136H80ZM79 137V135H78V138H80ZM133 137V136H132ZM141 137V136H140ZM143 137V136H142ZM152 137V136H151ZM160 137V138H159ZM83 138V137H82ZM209 138V137H208ZM236 138H237V140H236ZM256 138V137H255ZM48 139V138H47ZM52 139V138H51ZM71 139V138H70ZM74 139V138H73ZM77 139V138H76ZM127 139V138H126ZM137 138H136V140H138ZM185 139V138H184ZM191 139H189L190 141H191ZM75 140V139H74ZM73 140V141H74ZM84 140V139H83ZM94 140V139H93ZM121 140H122V138H121ZM125 140V139H124ZM121 141V143H123V145L125 144V142H130L131 140H132V138H130V140L128 139V141L127 140H125V141ZM209 140V139H208ZM79 141V140H78ZM90 140H88L87 142H89ZM96 141V140H95ZM134 141H135V138H134ZM133 140H132V144H134L135 142H134ZM203 141L205 142V139H203ZM202 141V142H203ZM46 142H47V140H46ZM50 142V141H49ZM71 142V141H70ZM75 142V141H74ZM83 142V141H82ZM84 142H86V141H84ZM87 142L85 143V144H87ZM91 142V141H90ZM93 142V141H92ZM48 143V142H47ZM65 143V142H64ZM115 143V142H114ZM119 143V142H118ZM118 143H115V144H118ZM120 143V144H121ZM43 144V143H42ZM49 144V143H48ZM50 144H52V143H50ZM66 144H67V142H66ZM72 144V143H71ZM120 144H118V145H120ZM137 144V143H136ZM63 145V144H62ZM74 145V144H73ZM78 145H79V143H78ZM123 145H120V146H123ZM179 145V144H178ZM244 145V146H243ZM33 146V145H32ZM45 146V145H44ZM52 146V145H51ZM50 146V147H51ZM72 146V145H71ZM101 146V145H100ZM103 146V145H102ZM130 145H129V143H128V147H129ZM159 146V145H158ZM34 147V146H33ZM69 147V146H68ZM112 147V146H111ZM128 147H126V148H124V147H120V148H118L116 151H115V149H114V155L113 154H111L110 153V156H105L103 153H100V152H94V151H91V149L88 151L87 150V152H84V153H82V154H79V159L82 161V163L83 162H85V163H87V162H89V161H91V164H90V167H89V170L91 171V173L93 174V178L94 177H98V178H100V179H102L104 182V185L105 186H109L110 188H111V190L109 191V192H111V193H113L114 195H115V197L113 198V199H111V197H110V199H109V201L111 202V201H117L118 202V200L119 199H123V198H131V193L129 192V191H127V193H123L122 191H125L123 188H124V186H123V184H124V182H125V180L126 179H132V180H134L135 178L132 176V175H130V173H129V169H128V166H127V164L125 163V160H124V152H125V150L128 148ZM36 148V147H35ZM34 148V149H35ZM45 148V147H44ZM48 148H49V146H48ZM112 148H114V146L112 147ZM111 148V149H112ZM33 149V150H34ZM40 149H42L41 148V145H40ZM60 149V148H59ZM67 149V148H66ZM72 149V148H71ZM75 149V148H74ZM64 150V149H63ZM83 150V149H82ZM98 150H100L99 148H98ZM105 150V149H104ZM152 150H154V149H152ZM235 150V149H234ZM31 151V150H30ZM36 151H38V150H36ZM50 152H51V149L49 150ZM62 151V150H61ZM65 151V150H64ZM78 150H76L75 152H77ZM80 151V150H79ZM111 151V150H110ZM109 151V152H110ZM113 151V150H112ZM240 151V150H239ZM70 152V151H69ZM73 152V151H72ZM103 152V151H102ZM39 153H40V151H39ZM46 153V152H45ZM44 153V154H45ZM68 153V152H67ZM80 153V152H79ZM41 154V153H40ZM75 154V153H74ZM33 155V154H32ZM31 155V156H32ZM53 155V154H52ZM67 155V154H66ZM111 155H113V156H111ZM40 156V155H39ZM70 156V155H69ZM74 156V155H73ZM78 156V155H77ZM77 156H75L76 158H77ZM30 157V156H29ZM45 157V156H44ZM52 157V156H51ZM65 157V156H64ZM31 158V157H30ZM55 158V157H54ZM60 158V157H59ZM99 158V159H98ZM141 158V160H143L142 159V157H140ZM199 158V157H198ZM198 158H196V160H197V166L199 165L200 166V168H201V166H203V165H207V164H205L206 162L204 161V160H202V162L204 161V163H200L201 161H199L198 160ZM45 159V158H44ZM51 159V158H50ZM61 159H63V157H61ZM97 159L98 160H100L101 161V163H102V165H100L99 163H100V161H97ZM52 160V159H51ZM64 160V159H63ZM65 160H67V159H65ZM72 160H73V157H72ZM193 160H195V159H193ZM44 161V160H43ZM56 161V160H55ZM55 161H53V162H55ZM58 161H60V160H58ZM64 162V161H63ZM68 162L70 163V161L68 160ZM73 162V161H72ZM71 162V163H72ZM139 163H140V165H143L144 166V162H142V161H138ZM207 162V163H208ZM36 163H37V161H36ZM48 163V162H47ZM57 163V162H56ZM68 163V164H69ZM70 163V164H71ZM75 163H77V162H75ZM80 163V162H79ZM177 163V162H176ZM68 164H66V162L65 163H62L61 162V165L63 166L62 168V171L63 170H65V169H69V165ZM57 165V164H56ZM60 165V164H59ZM60 165V166H61ZM75 165V164H74ZM73 165V166H74ZM84 165V164H83ZM174 165V164H173ZM33 166V165H32ZM41 166V165H40ZM50 166V165H49ZM76 166V165H75ZM198 166V167H199ZM51 167V166H50ZM193 167V164L192 163H185V164H183L182 165V167L181 168H179V170H173V169H175V168H173V169H171V172L169 173V176L172 178V182H177L179 185H181V184H185V185H190V184H192L194 181H196L195 180V178H197L198 177V175H200V173H203V172H199L200 170L197 168V167H195V168H192ZM204 167V166H203ZM75 168V167H74ZM77 168V167H76ZM46 169V168H45ZM49 169V168H48ZM51 169V168H50ZM49 169V170H50ZM206 169V168H205ZM42 170V169H41ZM48 170V171H49ZM55 170V169H54ZM154 170V169H153ZM202 170H204V168L202 169ZM62 171H59V170H57V168H56V170L55 171H53V172H51V173H49V175H50V177H49V179H48V177L46 178L47 179V183L45 184V186L44 187H46L43 191H41V193H45L46 195H47V198H45V199H43L41 202H43V203H45V202H47L48 200H51L53 197H54V195L56 196L57 194H56V192L54 193L53 192V189H54V182H57L58 181V183L59 182H64V183H66L67 185H69L68 187H71V188H73L71 185H72V182L75 180V177L77 176V173L76 172H74V171H76L75 169L73 170V172H70L68 175H67V173H62ZM117 171H121L122 173H120V174H122V176H123V178L119 181H117V182H115V180H114V176H113V174H115V173H117ZM40 172V171H39ZM65 172H66V170H65ZM15 173V172H14ZM18 173V172H17ZM16 173V174H17ZM44 173H45V171H44ZM152 173V171H151V169H149L148 171H146V172H144L143 173V175H145V174H147V175H150ZM156 173V172H155ZM205 173V172H204ZM11 174V173H10ZM40 174H42V172L40 173ZM48 174V173H47ZM2 175V174H1ZM12 175H14V174H12ZM35 175H36V173H35ZM139 175L141 176L142 174L140 173V171H139ZM6 176V178H11L12 176L11 175H5ZM37 176V175H36ZM47 176V175H46ZM121 176V175H120ZM38 177V176H37ZM41 177V176H40ZM39 177V178H40ZM116 177V176H115ZM200 177V176H199ZM198 177V178H199ZM5 178V179H6ZM14 178V177H13ZM147 176H144L143 178H142V181H141V183H143L144 181H147ZM4 179V180H5ZM7 179V180H8ZM41 180H42V178H40ZM118 179V178H117ZM120 179V178H119ZM10 180V179H9ZM101 180V181H102ZM200 180H203V179H201L200 178ZM45 181V180H44ZM168 181V180H167ZM169 181H170V179H169ZM0 182L2 183V180H1V177H0ZM197 182V181H196ZM1 183H0V187H1ZM168 184H170V183H168ZM176 184V183H175ZM3 185V184H2ZM97 185V184H96ZM99 185V184H98ZM97 185V186H98ZM126 185V184H125ZM178 185V186H179ZM6 186H7V184H6ZM12 186V185H11ZM16 186V185H15ZM66 186V185H65ZM67 187V186H66ZM152 187V186H151ZM3 188V187H2ZM105 188V187H104ZM153 188H154V186L151 188L152 190H148V191H150V192H148V194H147V192H146V196H144L143 195V193H142V196L139 198V200H138V202L136 203L135 202V205H136V208H135V214L138 212V214L141 216V214H143L144 216V221H145V215L146 214H149V216L148 215H146V216H148V220H149V218L150 219H152V218H154V215H153V213H151L150 214V212L151 211H149L148 209L152 206V205H148L149 203V201H148V199L149 200H152L153 201V199H150V198H152L151 196H153L154 195V193H156V192H154L155 191V189L153 190ZM6 189V188H5ZM106 189H108V188H106ZM123 189V190H122ZM150 189V188H149ZM126 190H128V189H126ZM204 190V191H205ZM179 191V190H178ZM100 192V191H99ZM167 192V191H166ZM181 192V191H180ZM206 192V191H205ZM158 193H160V191H158ZM165 193V192H164ZM80 194H81V196H79V197H76V196H71V198H70V202H69V206H68V208H67V210H66V212H65V214H64V216L61 218V216H60V214H59V212H58V210H55L54 212H53V214L49 217V219H48V221H46V222H43V223H39L38 222V220L36 219V217L35 218H33V223H29V225H30V231L33 233V235L32 236H35V238H33L32 236H26V235H24V233L22 232L23 230H21V229H18V225H22V224H24V221L23 222H21V218H23L24 216H25V214H24V212H26V210H27V207H26V205L24 204V203H22L21 202V204H18V205H14L13 206V208L16 210V217H17V219L19 218V220L20 221H18L17 223H11V222H0V224L4 227V228H6L7 229V237L5 238V239H0V264H29L30 262L32 263V261L34 262H36L35 264H122V261L119 259V258H116V259H114V258H112L111 259V261H108L107 259H104V262H100L99 260H97V256H95V258H96V260L98 261H96V260H94V259H92V260H94V261H92L91 262V260L89 261V260H86L85 262H84V258H86L85 256H86V254H89V253H86L85 254V256H83L82 257V255L80 256L79 255V257H81V258H78L77 257V255H78V253L77 254H75L74 252L78 249L79 250V246L77 247V249L75 248V251L74 252H72V251H69L70 250V248H72V247H70V246H74V241H76V238L78 237V234L77 233H79L80 234V232L81 233H83L82 231L83 230H80V231H78L79 230V228H80V226L79 225H76V224H80V223H76L75 224V222L74 223H72V220L74 221L75 220V218L79 215V214H82V213H86L87 215L88 214H95V215H97V217H101V212H102V209H101V207L97 204V195L94 193V192H91V191H89L88 189H85V191H80ZM118 194V195H117ZM177 194H179V193H177ZM182 195H184L183 193H181ZM151 195V196H150ZM180 195V194H179ZM178 195V197H179V200H178V202H180V200L182 199V200H184L183 198H182V195L181 196H179ZM148 196H150V198L148 197ZM157 196L159 197L160 195H158L157 194ZM85 197H88V199H92V200H95L96 202L95 203H89V201L87 202V200H83ZM165 197H167V196H165ZM191 197H193L192 195H191ZM207 197V198H208ZM156 198V197H155ZM154 198V199H155ZM164 198V197H163ZM162 197H161V200H160V198L157 200L158 201V203L160 202V203H162V205H164L163 203L165 202L164 201V199H163ZM210 198H208V199H210ZM168 199V198H167ZM167 199H165L166 201H167ZM133 200V199H132ZM171 200V199H170ZM170 200H168V201H170ZM13 201V200H12ZM20 201V200H19ZM94 202V201H93ZM132 202V201H131ZM173 202V201H172ZM185 202V201H184ZM27 203V202H26ZM159 203V204H160ZM11 204H13V203H11ZM10 204V205H11ZM15 204V203H14ZM166 204V203H165ZM170 204V203H169ZM182 205H183V203H182ZM81 207L80 208V210L77 208V207ZM157 206H158V204H157ZM160 206V205H159ZM5 207H7L6 205H5ZM4 207V208H5ZM153 207V206H152ZM151 207V208H152ZM161 207V206H160ZM165 207H166V205H165ZM154 208V207H153ZM158 207H156L155 209H157ZM163 208V207H162ZM6 209V208H5ZM10 209V208H9ZM13 209V210H14ZM154 209V210H155ZM153 210V211H154ZM63 211V210H62ZM64 212V211H63ZM159 212H160V210H159ZM10 213V212H9ZM36 213V212H35ZM84 213V214H85ZM156 214H157V212H156ZM159 215V214H158ZM201 215V214H200ZM31 216V215H30ZM134 216V215H133ZM79 217V216H78ZM88 217H89V215H88ZM143 217H141V218H143ZM214 217V218H215ZM158 218V217H157ZM213 218V219H214ZM61 219V221L59 222V220ZM79 219V218H78ZM102 219V218H101ZM138 219H139V217H138ZM172 219V218H171ZM211 219V218H210ZM215 219V220H216ZM76 220H77V218H76ZM93 220V219H92ZM95 220V219H94ZM93 220V221H94ZM104 220V219H103ZM135 220V219H134ZM142 220V219H141ZM142 220V221H143ZM157 220V219H156ZM159 220L160 219H158L157 221H155L156 223H159ZM216 220V221H217ZM78 221V220H77ZM76 221V222H77ZM99 222H100V220H98ZM128 221V220H127ZM126 221V222H127ZM141 221V222H142ZM144 221H143V223H144ZM126 222H125V225H126ZM128 222H130L131 223V221H128ZM146 222V221H145ZM149 223L151 222L150 220L148 221ZM155 222H153V223H151V224H153V226H152V228L149 230L148 229V231L145 229V226L143 227L146 231H140V234H138V235H140V236H136L135 237V234H132V239H131V241L130 242H128V244H129V246L133 249H135V248H139V247H141V246H148V247H150V246H152V243L153 242H156V241H159V240H165V239H167V238H171L172 240H174L175 242H179V243H184V245H186L187 247H189V248H191V247H193L194 245H195V242H193L192 240H191V238L190 239H186V238H182L181 236H178V231H177V229H176V226H174V227H172L173 226V224H172V226H168V225H166V228H164V223L163 222H161V220H160V222L161 223H159V224H162L163 225V227L162 228H160L161 230H158L159 229V227H157V225H155ZM223 222V221H222ZM224 222V223H225ZM92 223H94V222H92ZM96 223V222H95ZM122 223H124V222H122ZM130 223H128V224H130ZM135 223V222H134ZM172 223V222H171ZM170 223V224H171ZM256 223V222H255ZM31 224H33V225H31ZM88 224H89V222H88ZM114 224V223H113ZM136 224H138V223H136ZM150 224V225H151ZM158 224V225H159ZM166 224H168V222H166ZM245 224H247V223H245ZM86 225H87V223H86ZM90 225H91V220H90ZM108 225V224H107ZM112 224H110V226H111ZM116 225V224H115ZM123 224H121V226H122ZM141 225V224H140ZM177 225V224H176ZM118 226H120L119 224H118ZM127 226V225H126ZM136 226V225H135ZM160 226V225H159ZM238 226V225H237ZM236 226V227H237ZM84 227V226H83ZM90 227V226H89ZM112 227V226H111ZM123 227V226H122ZM122 227H120V228H122ZM136 227H138V225L136 226ZM140 227V226H139ZM139 227H138V229H139ZM97 228V229H96ZM109 227H107L106 226V223H104L102 220H101V222L98 224V225H93V227H91V228H87V233H91L92 232V234H91V237L89 238L90 239V242H93L94 244H92L94 247H95V245H97L99 242H100V244H102V243H104V242H106L104 239H102V237L104 238V236H105V234H108L107 232L109 231V229H108ZM113 228H114V226H113ZM119 228V229H120ZM130 228V227H129ZM142 228V227H141ZM235 228V227H234ZM234 228H232V229H234ZM81 229V228H80ZM122 229H127V228H122ZM132 229H134L133 227H132ZM136 229V228H135ZM137 229V230H138ZM41 230H47L48 231V235H46L44 238H40V231ZM94 230H96V231H94ZM115 230H116V228H115ZM142 230V229H141ZM120 231H121V229H120ZM119 230H118V232H116L115 234H118V238H119V240H120V242H122L123 243V241H125V242H127L126 241V234H128L129 235V231H122V232H120ZM105 234H104V233ZM112 232V231H111ZM130 232H131V230H130ZM133 232V231H132ZM114 233V232H113ZM112 233V234H113ZM138 233H139V230H138ZM180 233V232H179ZM1 234V233H0ZM103 234H104V236H103ZM115 234L113 235V236H115ZM83 235V234H82ZM110 235V234H109ZM108 235V236H109ZM137 235V234H136ZM184 235V234H183ZM191 235V234H190ZM81 236V235H80ZM185 236H188V235H185ZM179 237H181L180 239H179ZM193 237V236H192ZM261 237V236H260ZM3 238V237H2ZM85 238V237H84ZM106 239L108 238V237H105ZM114 238H116V237H114ZM113 238V239H114ZM252 238V237H251ZM39 239H46V240H43L42 241V243H40V244H36V243H38V241H39ZM129 239V240H130ZM78 240V239H77ZM118 240V239H117ZM242 240V239H241ZM79 241H81L80 239H79ZM236 241H238L237 239H236ZM235 241V243L233 242V243H231V249H232V252L234 251V252H237V255H238V253H242V254H240V255H242L243 257H245V260L246 261H248L250 264H264V239L263 238H252V240L250 239V240H248V238H244V240H243V243L241 244V243H238V242H236ZM85 242V241H84ZM117 242V241H116ZM119 242V243H120ZM171 242H173V241H171ZM62 243V244H61ZM64 243V244H63ZM69 243V244H68ZM161 243V242H160ZM87 244V243H86ZM154 244V243H153ZM198 244V243H197ZM61 245H63V246H61ZM78 245V244H77ZM84 245V244H83ZM90 245V244H89ZM99 245V244H98ZM178 245V244H177ZM199 245V244H198ZM31 246V247H30ZM33 246H38V249L40 248L43 252L41 253V254H37V253H35L36 251H32L31 249H32V247ZM74 248V247H73ZM72 248V249H73ZM89 248H91V247H89ZM164 248V247H163ZM199 247H197V249H198ZM202 248V247H201ZM34 249V248H33ZM37 249V248H36ZM82 249H83V247H82ZM208 249V248H207ZM87 250H88V248H87ZM95 250V249H94ZM98 250H99V248H98ZM136 250V249H135ZM39 251V250H38ZM83 251V250H82ZM92 251V250H91ZM137 251V250H136ZM81 252V251H80ZM87 252V251H86ZM92 253V252H91ZM95 253V252H94ZM97 253H99V251L97 252ZM135 253V252H134ZM168 253V252H167ZM70 254V255H69ZM96 254V253H95ZM232 254V253H231ZM234 254V253H233ZM23 255H26V256H23ZM69 255V256H68ZM100 255V254H99ZM101 255H103V253L101 254ZM68 256V257H67ZM133 256V257H132ZM131 257H129V259L127 260L128 262H129V264H177L175 261H170L169 259L168 260H166V259H163V258H159V255L158 254H155V253H151V252H140L139 253V251H138V253L136 252V254L134 255H132ZM239 256V255H238ZM89 257H92V258H94L93 256H91V254L89 255ZM89 259V258H88ZM91 259V258H90ZM124 260V259H123ZM244 260V259H243ZM126 261V262H127ZM241 262V261H240ZM242 262H244V261H242ZM241 262V263H242ZM125 263V262H124ZM240 264V263H239Z\"/></svg>", "mask_w": 264, "mask_h": 264}]
</instances>
